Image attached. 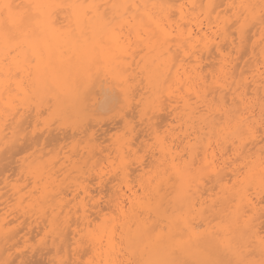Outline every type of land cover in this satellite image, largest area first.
Segmentation results:
<instances>
[{
	"label": "bare ground",
	"instance_id": "bare-ground-1",
	"mask_svg": "<svg viewBox=\"0 0 264 264\" xmlns=\"http://www.w3.org/2000/svg\"><path fill=\"white\" fill-rule=\"evenodd\" d=\"M157 1V0H156ZM155 1V2H156ZM162 1V3H160L159 4V2L157 1V3L159 4V6H160V8H158V4H157V7L155 6L156 5V3L155 4H153V0H5V2H7V3H11V4H14V5H25V4H29V3H44V4H51V5H64L65 7H62V8H55V9H53V8H49V9H45V10H41V11H43L44 12V16L42 17V19L44 20V21H46V26L44 27V28H41V27H38L35 23H26V24H23V25H20V26H18V28L16 29V33H17V36H18V40H19V52L18 53H16L14 56H9L8 55V52H7V50L6 49H3V47L2 46H0V106L3 108V109H5V110H11L12 111V113H13V110H14V108H9V105H14L15 106V102L20 98V96L22 95V96H24V98H29L30 99V97L31 96H33V98H31L32 100L34 99V95H36L35 93H37V92H40V91H42L43 93L44 92H46V94H47V96H48V94H49V92H50V90L51 89H55L56 91H58L59 93H61L62 95H63V100H64V102H71V99H70V96L71 95H73L74 96V90L76 89V87H78V84L79 83H81L83 80H85V79H89V83H93L92 82V80L90 79L92 76V73L93 72H95V73H98V70H100L101 72H103V70H107V72H109L110 74H111V76H112V74H116V71L117 70H119V72L120 71H124V74L123 73H120V75L121 74H123V75H125V78H126V76H127V78L128 79H131V77L133 78V76H134V78H135V74L138 72V68H139V66L141 65L140 63V65L138 64V62H136L135 61V58H134V55L133 56H129V53H130V55H132V54H134V53H132L133 51H130L129 49H127L126 47H125V42L127 41L126 40V38L128 39V37H130V36H128L126 33H131V31L133 32V36L134 35H136V37H139L140 39H141V41L139 42L137 39H136V37H133L132 38V36H131V38L132 39H130L132 42H131V45H129L128 43L130 42V40H129V42H126V44H128L130 47H132L133 48V44L132 43H134V40H136L137 41V43L139 42L140 44H141V42L143 43L142 45H143V47L145 46V48H146V50L148 51V52H146L147 53V56H146V54H145V57H143L142 58V60H143V63H144V65H143V68H145L146 69V67H147V72H146V70H145V73H142V75H144V76H141L142 78L143 77H145V75H146V80L148 81L147 83L150 85L151 84V86L149 87L150 89H151V87H153L154 86V84L155 85H159V88L161 87V85L163 84V89L165 88L164 86H166L167 84H169V82H170V87L171 88H169V89H171V91H173L172 89V86H179V89H182V90H184L183 88H185V90L184 91H182V90H176L175 92H184L183 94H181V93H179L178 94V92L177 93H175L174 91L171 93V92H169L168 94H167V99L168 98H170V108L169 109H171V107H174V109L173 110H175L174 112V114H175V120H176V118H179L180 119V114L184 111V113H185V115H184V117L182 118V119H187L188 121H187V123L183 126L184 128H185V130H184V132H183V139L182 140H180L181 139V134L180 133H182V132H178V135H180V136H177V134H176V132H174V133H170V134H172L171 135V138H172V140H171V144H169V145H164L163 143H161V145L159 146L158 145V148H160V150H159V154H160V156L159 157H161V159L163 158V160H162V162L163 161H167V164H165L166 166H167V170L169 171V173H170V177H173L174 179L173 180H175V184L173 185V186H175V188H173V190H175V205H174V208L175 209H177V215H176V217H175V219H174V221H173V223H172V226H171V233H170V235L169 236H171L168 240H167V238L168 237H164L165 236V234L164 235H160V236H156V237H151V240H149L148 239V236L150 235H153L152 233H154V232H152L153 230H152V228L150 229V228H147L146 229V227H148V225H149V221H147L146 219V217L147 216H149V217H151L150 215L151 214H155L156 212H155V210H154V208H151L150 206H144V207H141V205H143L142 204V202L141 203H139L138 201H139V199H138V196H137V194H139V193H135L134 191H132L131 189H127L128 190V192L127 191H124V190H126V188L124 189V190H122L121 188L119 189V191H117L116 189V191L114 190V194H113V196H112V198H111V200H112V202H113V199H114V197H115V199H114V206H115V208H117V210L121 213V214H123V216L124 215H126V217L127 216H129L130 217V219H131V221H130V223L128 224V222L126 221V223L129 225L128 227H127V224H125L126 226V228H127V231H126V228H125V234L123 235V237H121V241H119L118 242V239L116 240L115 239V233L113 232V231H111L110 233H109V237H108V239L106 240H104V241H106V244H104L105 242H103L101 239H97V238H94L93 237V235H92V237H91V235H87V236H90L89 237V239H88V237L84 234V236H86L87 238H85L84 237V239H87V241H85L86 243H88L89 242V244H90V242H91V246H93V250H94V252H96V253H98V256L100 257V256H102V258H103V260L104 261H102L104 264H123L124 262L123 261H121L120 259H119V252L121 251V248H122V246H124L126 249H129L130 250V246L131 247H135L136 249H138L139 247H141V259H143V260H146V261H163V260H167V259H172V258H175V257H173V256H171L170 255V253H169V250L170 249H172L173 247H179L180 248V251H179V253H178V257L180 258V259H182V260H186V261H188L189 262V264H198V262L199 261H203V260H205V259H208L209 258V256H208V254L207 253H205L204 251H203V248H204V246H205V244H206V241L208 240V239H210L211 237H213L214 235H216V234H218V233H220V232H218V231H216V233H214L215 231H214V227H212V231H214L213 233L212 232H209V230L211 229H209L208 230V226L206 227V230L204 229V230H202V231H200L202 234H204L203 235V238H202V240H201V242H200V244H196V243H194V242H188V240H187V234H186V230H185V227H184V225H185V222H189V223H194V222H196V221H194V222H192L194 219H193V215L194 214H196V215H198V217H199V214L198 213H196V212H198L201 208H203V206L205 205L206 206V208H204L203 209V211H202V213H201V215H200V217L199 218H202V219H204V222L206 221V217H205V215L203 214V213H205V214H207L206 213V209H207V205H209L208 204V202H207V205L205 204V202H206V197H205V199H203L204 197H203V195H202V193H200V192H203V191H200V189H198V191H197V188H198V186H200L199 184H201L202 185V182H200L201 181V179H204V174H206L207 172H204L203 170H205V171H207L206 169H208V173L206 174V175H212L213 174V176H212V178L214 177L215 179H214V181L215 182H217V183H215V185L216 184H218L219 185V188H220V192L222 193V194H224V196L225 195H227V196H229V197H233L234 199H236V200H238V202H239V206L237 207L238 209L233 213V209H232V211H229L228 213V215L225 217V219L224 220H226V221H229V226L226 228L225 227V229L227 230V232L225 233V234H230L231 235V237L234 239V240H237V241H239L240 239H241V237L242 236H246V239H247V241L248 242H251V243H253L254 244V246L257 248V250H258V245H259V239H260V231H259V228H257V225H260L259 223L260 222H258V221H260L259 219H261V218H259L258 219V217H262V216H260L263 212H264V207H261L260 205L262 204L261 203V199L259 198L256 202H254V200H252L251 198H250V196L248 197V195H247V193L248 192H250L251 190H248V189H250V187H248V189H246V188H242V186L244 185L243 184V182L245 183V184H247V185H250V186H254V187H256V185L257 186H260L263 182H264V167H262V165H260V163H257V162H255L256 160H253L252 158H254V156L256 155V154H258V153H249L248 155H247V153H246V156H242L241 158L244 160V163L243 164H245V162H246V168H249L250 167V165L252 164L253 166L251 167V168H249V170H248V173H247V175L246 176H244V177H242L241 178V176H243L242 175V173H241V171L238 169V168H236V167H232V170H231V174H232V176H231V178H230V181L232 180L233 181V184H234V182H235V185L234 186H237V184H238V188H236V189H238V191L236 192V191H234L233 193H232V189L234 190V187H232L231 185V187L229 186H227L228 184L227 183H229V182H227L229 179V177H228V174H226L225 175V172H224V170H226L225 168L227 167V166H225L226 165V163H228L227 162V159L225 160L226 162H222V164L223 165H221V167H220V164L219 163H216L215 162V157H216V155H215V149H213V146H211V143H207V141L205 140V138L207 137V136H209L210 135V133H208V132H205L207 129L209 130V131H211L212 130V133H216L215 132V128H217L218 126H217V124H219V123H217V121H216V119H218V121H219V119H221V118H223V115L225 116L224 118H225V120H226V122H229L228 123V125H231V127L232 128H230V129H233V132L234 133H237V135H240V136H238V139H235V141L237 140V144H235L234 142H232V145H233V149H235L236 151V156H239V158H240V156L241 155H243L242 154V152H244L245 151V148H246V145H247V143H249V142H247L246 143V141L247 140H250V144L251 145H254V147H256V146H258V143H259V141L257 142V138L256 139H249L248 137H247V140L245 139V137L244 138H241V136H243L242 135V131H243V129L245 128V127H247L249 124L248 123H252L249 119L250 118H254L256 115H255V111L253 110V107L251 108L249 105L251 104V103H249V101H248V99H247V89L249 88V84H248V82H247V80H240L239 82H236V87L235 86H230V88L229 87H227L226 86V84L225 85H218L216 82H218V79L221 77V76H219L220 74L222 75V74H226V73H228L229 71H231L232 69H234L236 66V64L234 65L231 61L233 60H231V61H229V59H228V57L224 54V49H223V44H222V42L225 40V39H230V37L232 36V35H229V34H231L230 33V31L229 30H227L226 32H222V31H224V30H226L225 28H228L230 25H229V23H230V21H229V19L230 18H232V17H236V20L237 21H234V23H236L237 25L236 26H238V23H242L241 24V26L239 25V27H238V31H237V33H238V35H239V39H240V41H239V43H240V45H241V43L242 42H244L245 44H246V39H248L247 38V30L248 29H250V27H252L251 26V24H250V27L248 28V26H249V22L248 21H250L251 23L253 22V21H255V22H253L252 23V25L254 24H256V26L258 25L259 26V30L261 29V33L264 31V24H262L261 23V21H260V14H259V8L257 7L256 8V10H255V15L253 16V15H249V14H243L242 13V10L241 9H239V8H234V7H231V5H239V4H241V3H247V4H253V5H259L260 4V0H223V1H221V2H223V4H225V5H227V7H229V8H231V10L233 11H235V13L233 14V16H231V17H228V16H224V13H223V15L221 14V13H219V16H220V14L223 16V17H227V18H229L228 20L226 19V18H224V19H222L221 21H218V19L220 18L219 16L217 17V18H215V22H216V24L215 25H217L218 24V27H219V24L220 23H222L223 24V26L222 27H219L218 29H220V30H222V31H220V30H218L217 29V26H216V32L215 31H213L214 29H212V26L214 25V24H212L211 23V21H209L208 22V24L206 25V28L204 29L203 28V21H202V19L200 20V13L203 11V13L205 14V17H207V20L209 19V20H211L210 19V17H211V15L213 14V12H216V9H218V8H220V6H222V4H221V2H219L218 0H180L181 1V3L177 6V10L178 11H175V12H178V13H176V15L179 17L178 19H179V21H178V23L176 22V21H174V22H176V24H172V22L173 21H171V19H173V17H171V14L172 13H175V12H173V11H171L172 10V8L174 7H176L175 5H173V4H175L176 2H171V1H169V3H168V1H166V0H160V2ZM176 1H178V0H176ZM171 2V3H170ZM217 2H219L218 4H217ZM173 3V4H172ZM170 6H169V5ZM203 4H205L204 6H203ZM68 5H75V6H78V7H68ZM92 5H95V6H99V7H94V8H90L89 6H92ZM173 6V7H172ZM224 6V5H223ZM171 7V8H170ZM229 8H227L228 9V11H229ZM176 10V9H175ZM194 10H197L196 12H193ZM226 9H224L223 11H225ZM230 10V11H231ZM227 11V12H228ZM172 12V13H171ZM198 12V13H197ZM220 12V11H219ZM221 12H222V10H221ZM171 13V14H170ZM197 13V14H196ZM36 14V12H35V10H34V12H33V15H35ZM60 14V15H59ZM229 14V13H228ZM230 14H231V12H230ZM243 15H245V18H243ZM59 16H60V18H59ZM173 16V15H172ZM217 16V15H216ZM223 17H221V18H223ZM176 19V18H175ZM233 19V18H232ZM204 20V19H203ZM206 20V21H207ZM235 20V19H234ZM213 21V20H212ZM228 21H229V23H228ZM233 22V21H232ZM116 23V24H115ZM248 23V24H247ZM221 24V25H222ZM227 24V25H226ZM113 25L114 26H117V27H113ZM212 25V26H211ZM205 26V25H204ZM228 26V27H227ZM233 26V25H232ZM231 26V27H232ZM235 27V26H234ZM257 28V27H256ZM255 28V29H256ZM125 29V31L124 32H126V30H127V32L125 33L126 35H123V36H121V34L123 33L122 31ZM135 29H137V32H136V34L134 33V31H135ZM229 29H231L230 27H229ZM254 29V28H253ZM257 29V30H258ZM116 30H118V32H116ZM251 30H252V28H251ZM256 30V31H257ZM221 32V33H224V35L223 34H221L220 33V40H219V43L217 42V40L219 39H217L216 40V35L217 36H219V34H218V32ZM228 31H229V33H228ZM226 33H228V34H226ZM249 33V32H248ZM235 34V33H234ZM256 34H257V32H256ZM264 34V33H263ZM262 34V35H263ZM250 36V35H249ZM123 37H124V39L125 40H123ZM144 37H146V38H144ZM221 37H223V39L221 38ZM261 38H262V36H261ZM229 39L228 40H226V42L227 41H229ZM233 39V38H232ZM236 39V38H235ZM253 39V38H252ZM251 40V39H250ZM254 40H255V38H254ZM136 41H135V43H136ZM222 41V42H221ZM230 41H232V40H230ZM249 41V40H248ZM221 42V43H220ZM225 42V44L227 45V44H230V43H232V42H230V43H226ZM257 42L258 41H256V45H257ZM261 42H264V40L263 41H261ZM249 43V42H248ZM250 43H252V42H250ZM152 44V45H151ZM224 44V45H225ZM232 44H234V43H232ZM231 44V46H234V45H232ZM243 44V43H242ZM261 44V43H260ZM239 45V46H240ZM255 45V44H254ZM137 46V45H136ZM237 46V45H236ZM250 46V45H249ZM260 46V45H259ZM258 45L256 46L257 48L259 47ZM138 47H139V45H138ZM243 46H241V48H242ZM255 47V48H256ZM264 47V46H263ZM145 48H142V51H143V49H144V51H145ZM225 48V47H224ZM230 48H232V47H230ZM237 48V47H236ZM240 48V47H239ZM245 48V47H244ZM244 48H242V49H244ZM254 48V47H253ZM256 48V49H257ZM140 49H141V47H140ZM216 50V52H215V50ZM242 49H240L241 51H240V53L243 51ZM250 49H252V48H250ZM256 49H254V50H256ZM128 50L130 51L129 53H128ZM132 50V49H131ZM135 50V49H134ZM213 50H214V52L216 53V56L218 57V58H220V59H218L214 54H213ZM227 50H228V48H227ZM233 50V49H232ZM231 50V51H232ZM139 51V50H138ZM229 51V50H228ZM259 51H260V49H259ZM262 51V50H261ZM258 52V51H257ZM138 53V55H139V52H137ZM229 53V52H228ZM33 54H35V56L36 57H38V59H37V63L35 64V65H33L32 63H27V62H25L24 61V57L25 56H28L29 57V60H31L32 58H33ZM140 54H141V51H140ZM151 54V55H150ZM249 54V53H248ZM254 54V53H253ZM135 55L137 56V54L135 53ZM148 55H150V56H148ZM204 55H206L207 57H208V60L207 61H209L210 59H218L219 60V64L217 63V66L215 65L216 63H214V61H216V60H213V62H212V64L214 63V65L213 66H211L210 65V67H217V69H218V67L220 66V68L218 69V71L220 72V74L218 75L219 76V78L218 79H216L217 81L215 82V84H217V85H215L214 84V82H212L211 84H210V86H208V85H206V83L208 84V82H206L204 79L206 78L204 75L202 76V74H201V64H203L202 63V58H203V56ZM240 55V54H239ZM238 55V56H239ZM205 56V58H207ZM244 56V55H243ZM255 56V55H254ZM261 56H262V58H263V60H262V62L261 63H256L255 64V68H254V66H253V68H254V70H252L253 71V73H254V75H253V77H252V79H253V86H254V90H255V95H257V93H258V91L259 90H263V94H264V51L263 52H261ZM209 57H213V58H210L209 59ZM257 57V56H256ZM141 58V57H140ZM138 59V61H140L141 59ZM178 58H181L182 60H180V61H183V62H185V61H187V59H190V60H194L195 62H196V64L195 65H193L192 63H195L194 61L192 62L191 61V68L190 69H188V67L186 68V66L183 64V62H182V64H180V65H178L177 63L178 62H180L179 60H178ZM205 58L203 59V61L205 60ZM234 58V57H233ZM253 58V57H252ZM251 59V58H250ZM141 60V61H142ZM177 60V61H176ZM185 60V61H184ZM237 60H238V58H237ZM176 61V62H175ZM249 61V60H248ZM258 61V60H257ZM175 62V63H174ZM235 62V61H234ZM252 62V61H251ZM254 62V61H253ZM256 62V61H255ZM211 62H208V64H210ZM236 63H237V61H236ZM245 63H247V62H245ZM187 64H188V62H187ZM190 64V63H189ZM189 64H188V66H189ZM205 64V63H204ZM203 64V65H204ZM248 64H249V62H248ZM247 64V66H251V63H250V65H248ZM175 65V66H174ZM193 65V66H192ZM253 65V64H252ZM261 65V66H260ZM133 66H138V68H134V69H136V70H133ZM205 66V65H204ZM209 65H207V67H208ZM238 66V65H237ZM141 68V67H140ZM206 68V67H205ZM205 68L203 69L202 68V71L204 70L205 71ZM250 68V67H249ZM262 68V69H261ZM207 69V68H206ZM212 70L214 69V68H211ZM216 69V70H217ZM242 69H243V67H242ZM246 69V68H245ZM251 69V68H250ZM130 72L129 74H127L128 72ZM131 70H133L134 71V73H133V71L131 72ZM215 70V71H216ZM248 70V69H247ZM141 71V70H140ZM214 71V70H213ZM234 71H235V69H234ZM242 71H244V69L242 70ZM241 71V72H242ZM251 71V70H250ZM141 72H143V71H141ZM141 72H138L139 74L141 73ZM210 72V71H209ZM218 72V73H219ZM240 72V73H241ZM245 72H246V70H245ZM133 73V74H132ZM137 73V75H138V77H139V74ZM232 73H233V71H232ZM203 74H205V73H203ZM210 74H212V73H210ZM214 74V73H213ZM234 74V73H233ZM98 75V74H97ZM99 75H100V77H99ZM97 77L101 80V74H99ZM103 75V74H102ZM122 75V76H123ZM205 75H207V74H205ZM235 75H236V73H235ZM235 75H232V76H235ZM20 77L19 78V80L17 79V77ZM94 76V75H93ZM131 76V77H130ZM208 76V75H207ZM222 76H224V75H222ZM242 76V75H241ZM96 77V76H95ZM96 77V78H97ZM138 77L134 80V81H138ZM140 77V78H141ZM205 77V78H204ZM214 77V76H213ZM242 77H244V75L242 76ZM241 77V78H242ZM84 78V79H83ZM106 78H108V77H106ZM124 78V77H123ZM141 78V80H145L144 78L142 79ZM222 78H224V77H222ZM93 79L95 80V78L93 77ZM114 79V78H113ZM221 79V78H220ZM239 79V78H238ZM79 80H80V82H79ZM99 80V81H100ZM108 80V79H107ZM106 80V81H107ZM110 80H112V78L110 79ZM124 80V79H123ZM127 80V79H126ZM125 80V81H126ZM131 80H133V79H131ZM131 80H127L126 82H125V84L124 83H121V85L123 86V84L124 85H126V83H129V82H131L132 83V81ZM146 80L144 81V83L146 82ZM99 81H98V83H99ZM102 81H104V80H102ZM114 81H115V79H114ZM117 81V80H116ZM115 81V82H116ZM108 82V81H107ZM122 82V81H121ZM139 82H140V80H139ZM139 82H137V84L139 83ZM211 82V81H210ZM222 82V81H221ZM251 82V83H252ZM96 83H97V81H96ZM103 82H101V84H102ZM117 84H118V82H116ZM116 83H114V85L116 84ZM147 83H146V85L145 86H147ZM167 83V84H166ZM234 83V81L232 82V84ZM130 84V83H129ZM129 84H127V86H130V88H131V84L129 85ZM133 84V83H132ZM142 84V83H141ZM161 84V85H160ZM212 84H214V86H211ZM77 85V86H76ZM96 85H98V84H95L94 86H96ZM104 85V84H103ZM113 85V86H114ZM172 85V86H171ZM251 85V84H250ZM111 86V85H110ZM135 86V85H134ZM133 86V87H134ZM137 86V85H136ZM135 86V87H136ZM142 86V85H141ZM145 86H143V87H145ZM181 86V87H180ZM91 87V86H90ZM118 87H120V83L118 84ZM126 87V86H125ZM167 87V86H166ZM183 87V88H182ZM218 88L220 91H219V98H220V100H221V104H222V108L221 107H219L220 109H214V108H212V106H211V104H210V102L211 101H215V100H210V101H208L209 100V93L210 92H212L213 93V89H216V88ZM233 87V88H232ZM235 87V88H234ZM251 87V86H250ZM93 88V89H92ZM92 88H90L91 90H94V87H93V84H92ZM102 88V87H101ZM109 88V90H110V88H112V87H108ZM115 88V87H114ZM129 88V89H130ZM148 88V87H147ZM145 89V90H149V91H151L150 89ZM168 88V87H167ZM137 89V88H136ZM140 89V88H139ZM166 89V88H165ZM164 89V91L162 90V92H161V98H162V95L164 94L163 92H165L166 93V91H168V89L167 90H165ZM210 89H212V90H210ZM102 90V89H101ZM105 90V89H104ZM114 90V89H113ZM152 90L154 91V92H157V93H159V91L161 90V88H160V90L159 91H155V89L154 88H152ZM233 90V93H229L230 91H232ZM239 90H242V92L241 93H238L239 92ZM103 91V90H102ZM140 91V90H139ZM141 91H142V89H141ZM225 91H227L231 96H233V95H235V98H233V99H231L232 101L233 100H238V103H239V105L241 104V107H240V109L238 108V110H232V108L230 107V111L229 110H226V107H225V102H227V100L225 101V95L223 96V92H225ZM252 91H253V88H252ZM261 91H259L260 93H261ZM57 92V93H58ZM108 92V91H107ZM112 92V91H111ZM130 92V91H129ZM135 92V91H134ZM153 92V93H154ZM208 92V93H207ZM214 92H216V94H218L217 92L218 91H214ZM97 93V92H96ZM144 93H147L146 91L144 92ZM163 93V94H162ZM211 93V94H212ZM226 93V92H225ZM224 93V94H225ZM103 94H104V92H103ZM114 94V93H113ZM128 94H130V93H128ZM133 94H137V90H136V92L135 93H133ZM152 94V93H151ZM151 94H150V96H151ZM155 94V93H154ZM178 94V95H177ZM185 94V95H184ZM216 94L214 93V95L216 96ZM222 94V95H221ZM20 95V96H19ZM139 95H141V93H139L138 94V96L137 97H139ZM142 95H144V94H142ZM153 95V94H152ZM213 95V99H214V96ZM228 95V94H227ZM226 95V96H227ZM261 95V94H260ZM21 96V97H22ZM47 96H45L44 98H41L42 100L44 99V101L47 99L48 100V98H46ZM60 96V95H59ZM72 96V97H73ZM111 96V95H110ZM129 96V95H128ZM135 96V95H134ZM147 96V95H146ZM150 96H149V98H150ZM191 96H192V98H195V100H196V102L195 103H193V102H191V100H193L192 98H191ZM218 96V95H217ZM217 96H216V98H217ZM19 97V98H18ZM37 97H38V95H37ZM98 97V96H97ZM133 97V96H132ZM131 97V95H130V98L129 99H131L132 98ZM164 97H166L165 95H163V98ZM255 97V96H254ZM262 97V96H261ZM260 97V98H261ZM46 98V99H45ZM119 98H120V96H119ZM134 98H136V96L134 97ZM142 98H144V96H142ZM207 98H208V100H207ZM210 98H211V96H210ZM215 98V99H216ZM227 98V97H226ZM21 99V98H20ZM22 99H23V97H22ZM21 99V100H22ZM28 99V100H29ZM38 99V98H37ZM99 99V98H98ZM97 99V100H98ZM137 99V98H136ZM136 99H134V100H136ZM157 100H159V98H156ZM156 99H154V100H156ZM27 100V101H28ZM38 100H40V99H38ZM95 100V99H94ZM121 100H122V98H121ZM134 100L132 101V103L134 102ZM149 100V102H150V99H148ZM153 100V101H154ZM219 100V101H220ZM37 101V100H36ZM41 101V100H40ZM100 101V100H99ZM142 100H140V102H141ZM169 101H168V104H169ZM18 102H20V100L18 101ZM18 102H16V104H18ZM23 102H26V100L24 99L23 100ZM38 102V101H37ZM46 102V101H45ZM161 102V101H160ZM164 102V101H163ZM263 102V101H262ZM100 103H101V101H100ZM121 103H123V102H121ZM125 103V102H124ZM123 103V104H124ZM131 103V104H132ZM155 103V102H154ZM162 103V102H161ZM160 103V104H161ZM173 103V104H172ZM180 103H181V106H182V108H180L181 106H180ZM198 103H200V104H203L202 105V109L203 110H201L200 112L201 113H205V112H207V116H205V114H200V116H199V119L202 121V125L199 123V125H201V126H196L195 124L197 123V125H198V122H199V120H197L198 118V113L199 112H197V110H198V107H196V106H201V105H197ZM233 103V102H232ZM231 103V104H232ZM237 102L235 101V104H236ZM259 103V102H258ZM24 105H26L25 103H23ZM22 104V106H24ZM27 104H29V103H27ZM34 104V103H33ZM44 104V103H43ZM54 104V103H53ZM65 104V103H64ZM94 104V103H93ZM99 104V103H98ZM142 104H143V102H142ZM140 105L141 107L143 106V105ZM156 104V103H155ZM167 104V103H166ZM165 104V105H166ZM167 104V105H168ZM230 104V105H231ZM253 104V103H252ZM30 106H31V104H29ZM133 105H134V103H133ZM136 105V104H135ZM134 105V106H135ZM179 105V110H178V108H177V106ZM194 105H196V106H194ZM255 105V104H254ZM263 105H264V103H263ZM263 105H261V106H263ZM21 106V105H20ZM29 106V107H30ZM38 106V105H37ZM45 106V105H44ZM97 106V105H96ZM112 106V105H111ZM130 106V105H129ZM132 106V105H131ZM130 106V107H131ZM137 106H139L138 104H137ZM137 106H135V107H137ZM161 106V105H160ZM164 106V105H163ZM203 106H204V108H203ZM227 106V105H226ZM257 106H258V104H257ZM6 107V108H5ZM27 107V106H26ZM47 107V106H46ZM45 107V108H46ZM92 107V106H91ZM95 107V106H94ZM100 108H102L101 106H99ZM134 107V108H135ZM140 107V108H141ZM149 107L150 106H148L147 108H148V111H149ZM154 107H156V106H154ZM165 107H167V106H165ZM205 107H206V109H205ZM218 107V106H217ZM229 107V106H228ZM227 107V108H228ZM17 108H19V107H17ZM22 108V107H21ZM30 108H32V109H34L33 108V105H32V107H30ZM30 108H28L27 110H29ZM44 108V109H45ZM98 108V107H97ZM133 108V109H134ZM139 108V109H140ZM225 108V109H224ZM257 108V107H256ZM1 109V108H0ZM2 109V113H1V116H2V114L4 113L5 114V112H7V111H4ZM24 109V108H23ZM104 109V108H103ZM124 109L125 108H123V113H125L124 112ZM127 109H130V108H127ZM132 109V108H131ZM130 109V110H131ZM137 109V108H136ZM142 109V108H141ZM155 109V108H154ZM161 109L163 110V107H161ZM166 109V108H165ZM181 109V110H180ZM199 109H201V108H199ZM229 109V108H228ZM25 110V109H24ZM31 110V109H30ZM35 110V109H34ZM43 110V109H42ZM95 110V109H94ZM109 110V109H108ZM138 110V109H137ZM147 110V109H146ZM190 112L189 114H188V111ZM205 110V111H204ZM258 110H259V108H258ZM261 110V109H260ZM15 111V110H14ZM46 111H47V109H46ZM87 111V110H86ZM89 111V110H88ZM87 111V112H88ZM93 111V110H92ZM122 111V110H121ZM142 111H143V109H142ZM145 112L146 114L148 113L149 114V112ZM176 111H177V113H176ZM181 111V112H180ZM186 111V112H185ZM199 111V110H198ZM17 112V111H16ZM19 113H20V111H18ZM24 112V111H23ZM23 112H21V114L23 113ZM26 112V111H25ZM28 112H30V111H28ZM33 112V111H32ZM45 112V111H44ZM94 112V111H93ZM99 112V111H98ZM141 112V111H140ZM156 112V111H155ZM170 112V111H169ZM173 112V111H172ZM179 112V113H178ZM233 112H234V114H233ZM8 113H11V112H9L8 111ZM42 113V112H41ZM91 113V112H90ZM127 113V112H126ZM138 113H139V111H138ZM154 113V112H153ZM168 113V112H167ZM196 113H197V115H196ZM261 113V112H260ZM26 114V113H25ZM30 114V113H29ZM37 114H38V112H37ZM98 114V113H97ZM155 114V113H154ZM153 114V115H154ZM169 114V113H168ZM170 114H171V112H170ZM174 114H173V116H174ZM9 115V114H8ZM14 115V116H13ZM11 114V120H13L14 119V117H16L17 118V114ZM28 115V114H27ZM42 115V114H41ZM100 115V114H99ZM103 115V114H102ZM123 115H125V114H123ZM163 115V114H162ZM181 115H183V114H181ZM218 115V116H217ZM18 116H20V115H18ZM22 116V115H21ZM20 116V117H21ZM26 116V115H25ZM36 116V115H35ZM94 116H96L95 114H94ZM146 116H148V115H146ZM166 116V115H165ZM169 116V115H168ZM186 116V117H185ZM3 117H7V114L6 115H3L2 117H1V119L3 118ZM22 117H24V116H22ZM96 117H98V116H96ZM127 117V116H126ZM182 117V116H181ZM217 117V118H216ZM19 118V117H18ZM26 118V117H25ZM32 118V117H31ZM30 118V119H31ZM37 118V117H36ZM132 118V117H131ZM165 118V117H164ZM174 119V117H172L171 116V119ZM195 118V119H194ZM22 119V118H21ZM24 119V118H23ZM38 119H39V117H38ZM178 119V120H179ZM2 120H4V119H2ZM6 120V119H5ZM9 121H11L10 119H8ZM7 120V123L8 124H6L7 126H5V124H3V122L2 123H0V149H1V147H3V146H5V141H6V138L8 139V137H7V134H9V133H6V127H8V125H10L9 123V121ZM16 120V119H15ZM168 120V119H167ZM181 120V119H180ZM179 120V121H180ZM196 120V121H195ZM17 121V120H16ZM22 120H20V122H21ZM29 121V120H28ZM69 121V120H68ZM73 121V120H72ZM124 121V120H123ZM143 121V120H142ZM166 121V120H165ZM174 121V120H173ZM178 121V122H179ZM6 122V121H5ZM18 122H19V119H18ZM31 122V121H30ZM178 122H176V123H178ZM185 122V121H184ZM225 122V123H226ZM13 123V122H12ZM12 123H11V125H12ZM23 123V122H22ZM24 123H26V121L24 122ZM29 123V122H28ZM27 123V124H28ZM61 123V122H60ZM71 123V122H70ZM119 123V122H118ZM175 123V122H174ZM183 123V122H182ZM233 123V124H232ZM14 124V123H13ZM18 124V123H17ZM90 124V123H89ZM252 124H254V123H252ZM20 125H21V123L20 124H18V126H19V129H20ZM30 125V124H29ZM32 125V124H31ZM126 125V124H125ZM140 125V124H139ZM144 125V124H143ZM151 126L152 124H148V126ZM172 125V129L174 128L173 126L174 125H176V124H174L173 125V123L171 124ZM23 126V125H22ZM52 126V125H51ZM88 126V125H87ZM154 126V125H153ZM152 126V127H153ZM178 127H179V125H177ZM177 126H176V129H177ZM181 126V125H180ZM217 126V127H216ZM223 126H225V125H223ZM12 127H14V126H12ZM12 127H9V128H12ZM93 127H94V125H93ZM168 127H170V126H168ZM18 128V127H17ZM78 128V127H77ZM132 128V126L130 127V129ZM134 128V127H133ZM150 128V127H149ZM14 129V128H13ZM27 129V128H26ZM25 129V130H26ZM52 129H53V127H52ZM113 129V128H112ZM126 130H128V133H130V134H133L132 132H129V129L128 128H125ZM175 129V128H174ZM180 129V128H179ZM179 129H177V130H179ZM9 130V129H8ZM12 130V129H11ZM16 130V129H15ZM15 130H13V132L15 131ZM28 130V129H27ZM69 130H70V128H69ZM131 130H134V129H131ZM137 130V129H136ZM218 130H220V129H218ZM217 130V131H218ZM10 131V130H9ZM29 131V130H28ZM27 131V132H28ZM54 131V130H53ZM144 131V130H143ZM175 131V130H174ZM214 131V132H213ZM16 132V134L17 135H19L21 132L20 131H18V132H20L19 134H18V132H17V130L15 131ZM23 132H25V131H23ZM26 132V133H27ZM64 132V131H63ZM68 132V131H67ZM155 132V131H154ZM219 132V131H218ZM45 133V132H44ZM69 133V132H68ZM74 133V132H73ZM82 133V132H81ZM85 133V132H84ZM157 133V132H156ZM206 133H208V134H206ZM212 133H211V135H212ZM219 133H222V130L219 132ZM219 133H216V134H219ZM10 134H12V133H10ZM23 134V133H22ZM51 133H49V135H50ZM77 134V133H76ZM75 134V135H76ZM124 134V133H123ZM206 134V136H204ZM21 135V134H20ZM28 135V134H27ZM31 135V134H30ZM29 135V136H30ZM42 135V134H41ZM41 135L39 136V137H36L37 139V141H39V138L41 137ZM49 135H48V137H49ZM82 135V134H81ZM125 135H127V134H125ZM125 135H123V137L125 136ZM139 135H141V134H139ZM211 135H210V137H211ZM11 136H13V138H11V139H9V141H16V140H18V139H16V137H14V135H11ZM16 136V135H15ZM24 136V135H23ZM67 136V135H66ZM74 136V135H73ZM84 136V135H83ZM107 136V135H106ZM136 135L134 134V137H135ZM177 136V137H176ZM216 135L214 134V136L213 137H215ZM217 136H219V135H217ZM47 137V138H48ZM114 137V136H113ZM117 137V136H116ZM116 137H114L115 139H116V142L115 143H117L118 144V142L119 143H121L122 144V142H120V140H119V138L120 137H118V140H117V138ZM122 137V139H124ZM130 137H131V135H130ZM132 137H133V135H132ZM146 137V136H145ZM157 137L158 136H156V140H157ZM202 137L204 138L203 140H205L206 141V143H204L203 142V140H202ZM227 137H229V136H227ZM10 138V137H9ZM26 138V137H25ZM29 138V137H28ZM34 138H35V136H34ZM46 138V139H47ZM50 138V137H49ZM48 138V139H49ZM76 138V137H75ZM80 138V137H79ZM161 138V137H160ZM160 138H158V141H160L161 139ZM234 138V137H233ZM232 138V139H233ZM107 139V138H106ZM105 139V140H106ZM121 139V140H122ZM127 139H128V141H127ZM126 139V141L129 143L130 142V139H132V140H134L133 138H127ZM138 139V138H137ZM148 139V138H147ZM160 139V140H159ZM212 139V137L210 138V140ZM220 139V138H219ZM228 139V138H227ZM26 140H27V138H26ZM32 140V139H31ZM35 140V139H34ZM59 140V139H58ZM63 140V139H62ZM61 140V141H62ZM136 140V139H135ZM152 140V139H151ZM155 140V142H156V144L157 143H159V142H157ZM214 140V139H213ZM8 141V140H7ZM30 141V140H29ZM36 141V142H37ZM112 141V140H111ZM112 141V142H113ZM118 141V142H117ZM123 141V140H122ZM125 141V140H124ZM123 141V142H124ZM126 141H125V143L124 144H122L123 146L125 145V146H127L126 144H128V143H126ZM164 141V140H163ZM179 142V144H178V146L179 147H181V148H179V150L181 149L183 152L185 151V152H187V156H188V160L186 159V160H184L183 159V154L181 155V153H179V152H177V151H174V145L172 144V143H174V142ZM201 141L203 142V143H201ZM233 141V140H232ZM65 142V141H64ZM113 142V143H114ZM192 142H194V143H192ZM212 142V141H211ZM32 143H34L33 141H32ZM79 144V143H78ZM121 144H118V148H119V146L121 145ZM200 144H202V145H200ZM36 145H38V143L36 144ZM35 145V146H36ZM44 145V144H43ZM109 145V144H108ZM150 145H151V143H150ZM231 145V144H230ZM103 146V145H102ZM117 146V145H116ZM129 146V145H128ZM200 146V147H199ZM226 146V145H225ZM248 146V145H247ZM33 147V146H32ZM104 147V146H103ZM151 147V146H150ZM176 147V146H175ZM114 148H115V145H114ZM132 148V155H133V150L135 149H133V147H131ZM178 148V147H177ZM197 148H200L201 150H197ZM120 149V148H119ZM124 149V148H123ZM139 149H140V147H139ZM240 149H243L242 150V152L239 154V151H240ZM247 149V148H246ZM252 149H253V147H252ZM94 150V149H93ZM114 150V149H113ZM116 150V149H115ZM121 150V149H120ZM120 150H118L117 149V151H120ZM127 150V149H126ZM39 151V150H38ZM105 151V150H104ZM107 151V150H106ZM123 151H125V150H123ZM128 151V150H127ZM126 151V153H128ZM138 151V150H137ZM148 151V150H147ZM201 151V152H200ZM252 151V150H251ZM256 151H258V150H256ZM259 151H260V149H259ZM43 152V151H42ZM41 152V153H42ZM61 152V151H60ZM84 152V151H83ZM135 152H136V150H135ZM139 152V151H138ZM137 152V153H138ZM152 152V151H151ZM181 152V151H180ZM198 152H200L199 153V155L201 154V156H202V159H200V161H201V163H200V161H198V163L200 164V166H201V168H202V165H204V164H202V162H204L205 163V165L203 166V170L200 168V166L199 167H196L195 166V160L197 159V157L199 156L198 155ZM234 152V151H233ZM250 152V151H249ZM40 153V154H41ZM92 153V152H91ZM119 153V152H118ZM123 153H125V152H123ZM153 153H154V151H153ZM226 153V152H225ZM245 153V152H244ZM2 154H3V151H2ZM37 154V153H36ZM43 154V153H42ZM59 154V153H58ZM108 154V153H107ZM114 154H115V152H114ZM117 154V153H116ZM119 154H122V150H121V153H119ZM129 154V153H128ZM136 154V153H135ZM134 154V155H135ZM155 154H158L157 152H155ZM12 155V154H11ZM45 155V154H44ZM46 155H47V153H46ZM127 155V154H126ZM133 155V156H134ZM185 155V154H184ZM185 155V157H187ZM0 156H1V154H0ZM5 156V155H4ZM74 156V155H73ZM124 156H125V154H124ZM136 156V158H138L137 157V154L135 155ZM135 156H134V158H135ZM253 156V157H252ZM10 157V156H9ZM130 157V156H129ZM152 157V156H151ZM257 157V156H256ZM1 158V157H0ZM3 158V157H2ZM2 158L0 159L1 161H2ZM40 158V157H39ZM124 158V157H123ZM125 158H126V156H125ZM124 158V159H125ZM153 158V157H152ZM199 158H200V156H199ZM13 159V158H12ZM93 159V158H92ZM128 159H130V158H128ZM151 159V158H150ZM231 159V158H230ZM248 159H250L249 161H248ZM260 159H261V156H260ZM26 160V159H25ZM120 160V159H119ZM119 160H117V161H119ZM125 160H127V159H125ZM137 160H141V157H139V159H136L134 162H136ZM158 160H159V158L158 159H156V162H158ZM237 160V159H236ZM242 160V161H243ZM6 161H9V160H6ZM43 161V160H42ZM111 161V160H110ZM113 161V160H112ZM142 161V160H141ZM140 161V162H141ZM152 161V160H151ZM150 161V162H151ZM153 161H154V159H153ZM166 161H165V163H166ZM217 161V160H216ZM259 161V160H258ZM40 161H38V163H39ZM43 162H45V161H43ZM42 162V163H43ZM47 162H49L48 160L46 161V163ZM53 161H51L50 162V164L49 163H47L46 165H49V166H45V167H49L50 169H51V167L50 166H52V168L54 169V167H53V165L54 164H52L51 165V163H52ZM78 162V161H77ZM121 162H123L124 163V161L122 160ZM130 162V161H129ZM160 162V161H159ZM9 163V162H8ZM111 163V162H110ZM122 163V165H124ZM149 163V162H148ZM152 163V162H151ZM154 163V162H153ZM164 163V162H163ZM162 163V164H163ZM196 163H197V161H196ZM230 163H231V161H230ZM257 163V166H255L254 164H256ZM262 163V162H261ZM11 164V163H10ZM32 164V163H31ZM75 164V163H74ZM113 164H115V160H114V162L111 164L112 165V167L114 166ZM116 164H117V162H116ZM115 164V165H116ZM118 164H120L119 162H118ZM128 165H130V163H127ZM135 164V163H134ZM140 163H139V161H138V164L137 165H139ZM159 164V163H158ZM1 165V164H0ZM40 165V164H39ZM45 165V163H43V166ZM102 165V164H101ZM110 165V166H111ZM122 165H120L121 167H122ZM146 165V164H145ZM165 165H164V167H165ZM198 165V164H197ZM234 165V164H233ZM241 165V164H240ZM264 165V164H263ZM2 166V165H1ZM0 166V167H1ZM20 166V165H19ZM141 166H143V163H141ZM140 166V167H141ZM150 166V165H149ZM155 166V165H154ZM157 166V165H156ZM195 166V167H194ZM243 166H245V165H243ZM249 166V167H248ZM21 167V166H20ZM28 166H25V168H27ZM33 167L34 166H32V168H30V169H32L33 170ZM36 167V166H35ZM45 167H44V169H45ZM56 167V166H55ZM64 167V166H63ZM100 167V166H99ZM108 167V166H107ZM116 167V166H115ZM139 167V166H138ZM145 167V166H144ZM151 167H153V166H151ZM205 167H207V168H205ZM231 167H229V168H227V170L228 169H231ZM9 168V167H8ZM14 168V167H13ZM39 168H41L40 166H39ZM49 168H46L47 169V171H48V169ZM61 168V167H60ZM86 168V167H85ZM150 168V167H149ZM156 168H162V165H160V167H156ZM196 168H198V169H196ZM200 168V169H199ZM45 169V170H46ZM75 169V168H74ZM111 169V168H110ZM114 169H116V168H114ZM113 169V170H114ZM128 169V168H127ZM146 169V168H145ZM195 169V170H194ZM242 169V168H241ZM245 169V168H244ZM2 170V169H1ZM10 170V169H9ZM9 170H8V172H9ZM12 170V169H11ZM38 170V169H37ZM62 170V169H61ZM60 170V171H61ZM77 170H79V169H77ZM112 170V171H113ZM119 170H122L121 168L119 169ZM198 170V171H197ZM13 171V170H12ZM45 172V171H43V173L45 174V173H47L50 177H52V175L50 174V172H53V170L51 171H48V172ZM54 171H55V169H54ZM83 171V170H82ZM104 170H102L101 171V173L103 172ZM112 171H111V176H113L114 174L112 173ZM125 171V170H124ZM132 171V170H131ZM139 171H141V169L139 170ZM154 171V170H153ZM155 171H157V170H155ZM154 171V172H155ZM160 171H163L162 169H160ZM168 171H167V173H168ZM201 171V172H200ZM210 171V172H209ZM7 172V173H8ZM16 172V171H15ZM26 172V171H25ZM24 171H23V173H25ZM75 172V171H74ZM105 172V171H104ZM109 172V171H108ZM118 172V170L116 171V173ZM120 172V173H119ZM118 173L120 174V177H121V175L123 176V174H121V171H119ZM127 172V171H126ZM125 172V173H126ZM130 171H128V173H129ZM146 172V171H145ZM151 172V171H150ZM159 172V171H158ZM164 172V171H163ZM166 172V171H165ZM164 172V173H165ZM3 173V172H2ZM40 173H41V171L39 172V173H37V175L39 174L40 175ZM54 173V172H53ZM93 173V172H92ZM114 173H115V170H114ZM116 173H115V175H116ZM118 173H117V175H118ZM125 174L126 176L128 175L129 176V174ZM131 173V172H130ZM147 173V172H146ZM153 173V172H152ZM164 173L161 175V174H158V175H161L162 177L161 178H163L164 177ZM228 173V172H227ZM26 174H27V172H26ZM36 174V173H35ZM73 174V173H72ZM95 174V173H94ZM103 174V173H102ZM113 174V175H112ZM224 174V175H223ZM231 174H229V175H231ZM245 174V173H244ZM12 175V174H11ZM46 175V174H45ZM54 175H56V173L54 174ZM71 175V174H70ZM98 175V174H97ZM104 175V174H103ZM114 175V176H115ZM148 175H150V174H146V176H148ZM157 175V176H158ZM205 175V176H206ZM23 176V175H22ZM32 176H34V175H32ZM59 176V175H58ZM95 176H96V174H95ZM105 176V175H104ZM125 176V177H126ZM130 176H132V175H130ZM145 176V174H144V177H146ZM151 176V175H150ZM156 175H155V173H154V177H155ZM165 176H167V175H165ZM13 177V176H12ZM31 177V176H30ZM29 177V178H30ZM35 177V176H34ZM44 177V175L42 174V175H40V179L41 178H43ZM49 177V178H50ZM56 177V176H55ZM99 178L101 177V176H98ZM106 177H108V175L106 176ZM106 177H104L105 179H106ZM117 177V176H116ZM115 177V178H116ZM119 177V176H118ZM133 178H134V176H132ZM153 177V176H152ZM208 176H206L205 177V179L207 178ZM58 178V177H57ZM60 178V177H59ZM99 178H98V181H99ZM103 178V177H102ZM112 178V177H111ZM122 178V177H121ZM131 178V177H130ZM135 178H136V176H135ZM134 178V179H135ZM149 178V177H148ZM158 178V177H157ZM210 178V177H209ZM211 178V179H212ZM19 179V178H18ZM22 179V178H21ZM35 179V178H34ZM38 179V181H40L39 180V178H37ZM51 179V178H50ZM89 179V178H88ZM94 179V178H93ZM105 179H104V181H105ZM108 179H109V177H108ZM129 179V178H128ZM151 179V178H150ZM153 179H155V178H153ZM172 179V178H171ZM210 179V180H211ZM45 180H47V178L45 179L44 178V180L42 179V183H44L43 184V187H45L46 185H48L49 184V186L50 185H55L56 187H53L54 189L56 188V189H58V186L60 185V186H62V183L63 182H65L66 180H68V178L65 180H62L63 182H61L59 185H57V183H53L52 184V182H54V180H53V178H52V181L51 180H49L51 183H47L46 185H45ZM107 180V179H106ZM114 180V179H113ZM144 180L146 181V182H144V184L146 183H148L147 182V177L146 178H144ZM149 180V179H148ZM209 180V179H208ZM207 179H206V181H208ZM31 181V180H30ZM59 181V180H58ZM74 181V180H73ZM84 181V180H83ZM102 181H103V179H101V181L99 182V184L101 185L102 184ZM110 181H111V179H110ZM119 181H123V178H122V180H119ZM119 181H114V182H112V184L114 183L115 184V182H117V186L119 185ZM130 181V180H129ZM135 181V180H134ZM140 181H142V180H140ZM154 181V180H153ZM167 181V180H166ZM172 181V180H171ZM203 181H205V180H203ZM212 181H213V179H212ZM6 182V181H5ZM35 182H36V179H35ZM124 182V181H123ZM150 182H152V181H150ZM163 182V181H162ZM28 183V182H27ZM38 183V182H37ZM41 183V184H42ZM106 183V182H105ZM135 183V182H134ZM143 183V182H142ZM160 183H161V181H160ZM169 183V182H168ZM171 183V182H170ZM213 183V182H212ZM211 183V184H212ZM10 184V183H9ZM36 184V183H35ZM40 184V183H39ZM39 184H37V185H39ZM65 183H63V185H64ZM110 185V183L108 184V186L110 185V186H114V185ZM127 184V183H126ZM130 184V183H129ZM137 184H138V182H137ZM155 184V183H154ZM153 184V185H154ZM209 184V183H208ZM230 184V183H229ZM241 184H242V186H241ZM255 184V185H254ZM8 185V184H7ZM17 185V184H16ZM34 185V184H33ZM81 185H82V183H81ZM131 185V184H130ZM140 185V184H139ZM138 185V186H139ZM149 185V184H148ZM161 185H163L162 183H161ZM204 185V184H203ZM207 185V184H206ZM39 186H41V185H39ZM38 186V187H39ZM59 186V187H60ZM107 185H106V187H108ZM109 186V187H110ZM125 186V185H124ZM132 186H133V183H132ZM131 186V187H132ZM145 186V185H144ZM143 185L141 186V187H144ZM147 186V185H146ZM152 186V185H151ZM150 186V187H151ZM165 185H163V186H161V187H164ZM170 186H172V185H170ZM246 186V185H245ZM264 186V185H263ZM10 187H12V186H10ZM37 187V188H38ZM52 187V186H51ZM79 187V186H78ZM81 188H82V186H80ZM88 187V186H87ZM102 187H104V185L102 184ZM106 187H104V189H105V191H106ZM115 187V186H114ZM119 187V186H118ZM169 187V186H168ZM200 187H202V186H200ZM204 187H206V186H204ZM204 187H202L203 189H204ZM209 187V186H208ZM207 187V188H208ZM213 187V186H212ZM217 187V186H216ZM244 187V186H243ZM6 188V187H5ZM33 188V187H32ZM31 188V189H32ZM36 188V190H39V189H37ZM39 188H41L42 189V187H39ZM63 189H64V187H62ZM128 188H129V186H128ZM134 188V187H133ZM140 188V187H139ZM152 188V187H151ZM151 188H149L150 190L149 191H151ZM231 188V189H230ZM1 189H3L4 190V187L3 188H1ZM12 190H13V195L11 194V192H10V194L12 195V197H11V195L10 194H8V196L10 195V197L11 198H9V200L10 199H13V197L15 198L16 196H18V197H16V199L18 198V201H21L22 199H23V196H25L22 192H21V190L18 188V187H13V188H11ZM30 189V190H31ZM47 189H49V187L47 186V188L45 187V192H46V190ZM52 189V188H51ZM63 189H60L61 191L63 190ZM79 189V188H78ZM84 189V188H83ZM102 189V188H101ZM103 189V190H104ZM112 189V188H111ZM118 189V188H117ZM135 189V188H134ZM137 189V188H136ZM141 189H143V188H141ZM146 189H147V187H146ZM159 189H160V187H159ZM166 189V188H165ZM235 189V190H236ZM9 190V189H8ZM33 190H35V188H33L32 189V191ZM43 190V189H42ZM53 190V189H52ZM51 190V191H52ZM145 190V189H144ZM148 190V189H147ZM164 190V189H163ZM173 190L171 189V191L173 192ZM207 190V189H206ZM212 190V189H211ZM247 190H248V192H247ZM252 190H254L253 188H252ZM32 191H27V192H32ZM49 191V190H48ZM51 191H49V192H51ZM55 191H57V190H55ZM61 191H59V193H62L63 194V191L61 192ZM69 191V190H68ZM84 191H86L85 189H84ZM138 191V190H137ZM153 191V190H152ZM161 191V190H160ZM160 191H158V193L160 192ZM169 191L170 190H168V192H166V193H164V194H168L169 193ZM4 192H6L5 190H4ZM3 192V193H4ZM9 192V191H8ZM8 192H6V193H8ZM27 192H25V193H27ZM33 192H35V191H33ZM43 192V191H42ZM44 192V193H45ZM49 192H46L45 193V195L46 196H44L43 194L40 196L41 197V199H40V197H39V194L41 193L40 191H39V194H38V197L36 198V196H34V194H36V192L33 194V196L31 195V197L32 198H35L37 201H38V199H39V201L41 202V204L43 203L42 202V199H43V201H44V203H46V199L45 198H47V199H49V200H51V199H53L52 197L55 195V193H54V195L52 194V192H51V194L49 195ZM71 192V191H70ZM69 192V193H70ZM75 192V191H74ZM106 192H108V191H106ZM145 192H147L146 190L144 191V193ZM171 192V194H173ZM218 193L217 192V194L219 195L220 194V197H217V199H221L222 198V200L225 198H223L222 196H221V193ZM5 193V194H6ZM22 193V194H21ZM29 193V194H30ZM59 193L57 192V195L56 196H59ZM68 193V194H69ZM84 193V192H83ZM102 193V192H101ZM110 194H112V191L111 192H109ZM142 193V192H141ZM150 195H152V193L153 192H148ZM148 193H147V196H148ZM255 193V192H254ZM28 194V193H27ZM28 194V195H29ZM100 194V193H99ZM105 194V193H104ZM155 193H153V195H154ZM262 194V193H261ZM37 195V194H36ZM49 196V198H48V196ZM61 195V194H60ZM89 196V197H92L91 195H90V193H89V191H87V192H85V195L84 196ZM97 195V194H96ZM103 195V194H102ZM105 195H108V194H105ZM144 195H146V194H144ZM144 195H143V197H144ZM1 196H3L4 197V195H2L1 194ZM27 196V195H26ZM25 196V198H27ZM64 196V195H63ZM63 196H61V197H63ZM66 196V195H65ZM86 196V197H87ZM165 196V195H164ZM172 196V195H171ZM194 196H197V198H195ZM212 196V195H211ZM227 196H226V198H227ZM262 196V195H261ZM50 197H51V199H50ZM156 197V196H155ZM168 197V196H167ZM166 197V198H167ZM215 197V196H214ZM2 198V197H1ZM74 198H75V194H74ZM93 198H95V197H93ZM93 198H91L92 200H93ZM103 198V197H102ZM109 199L110 200V198H108V197H105V199ZM165 198V197H164ZM165 198V199H166ZM171 198V197H170ZM195 198V199H194ZM233 198H229L228 199V201L230 200V199H232L231 201H226L227 199H224L226 202H228V203H225V202H223V207L228 211V209L229 208H231V207H233V208H235V206H232V205H230L233 201H234V199ZM6 199V198H5ZM35 199H32V200H34V201H36ZM62 199L63 198H61L60 200H61V202L59 201L58 202V200H59V198L58 199H56V197H55V199L53 200V201H55V200H57V202H56V204L57 205H55L56 207H58V205L61 203V204H64V207H67V206H65V203H66V201H64V203L62 202ZM68 198H66V200H67ZM90 199V200H91ZM100 199V198H99ZM141 199V198H140ZM149 199H151L150 197H149ZM155 199V198H154ZM162 199H163V197H162ZM208 199V198H207ZM210 199V201H211V198H209ZM214 199V198H213ZM216 199V198H215ZM2 200V199H1ZM4 200V199H3ZM8 200V199H7ZM24 200V199H23ZM25 200H27V199H25ZM28 200H29V198H28ZM31 200V199H30ZM64 200V199H63ZM74 200V199H73ZM84 200V199H83ZM82 200V201H83ZM89 200V201H90ZM144 200L146 201V202H148V200H146V198L144 197ZM151 200H153V199H151ZM168 200H170V199H168ZM205 200V201H204ZM222 200L219 202L218 201V203H220V204H218V205H221V203H222ZM4 201H6V200H4ZM34 201H33V203H34ZM52 201V202H53ZM69 201H70V199H69ZM68 201V202H69ZM96 201V200H95ZM94 201V202H95ZM108 201V200H107ZM128 202V206H129V208L128 209H126V207H127V204H125V202ZM156 201V200H155ZM162 201V200H161ZM165 201V200H164ZM164 201H162V202H164ZM208 201V200H207ZM14 202V201H13ZM24 202V201H23ZM22 202V203H23ZM27 202L28 201H26V203H24V206H26V204H27ZM68 202H67V204L66 205H68ZM94 202H93V204H94ZM108 202H111V201H108ZM108 202H107V205H108ZM146 202H144V203H146ZM160 202V201H159ZM168 202V201H167ZM166 201L164 202V203H162V204H160L161 206L160 207H158V209L159 208H162L163 206V204H165V203H167ZM172 202V201H171ZM213 202H215V200L213 201ZM212 202V203H213ZM236 202V201H235ZM16 203H18L17 201H16ZM16 203L14 204V205H11V207L12 206H15L16 205ZM21 202H20V204L21 205H23ZM36 203V204H35ZM34 204L35 205H37V203L38 202H35ZM81 203V202H80ZM98 203V202H97ZM100 203V202H99ZM98 203V204H99ZM149 203V202H148ZM217 203V202H216ZM215 203V204H216ZM234 203V202H233ZM8 204V203H7ZM11 204H13V203H11ZM19 204V203H18ZM32 204V203H31ZM30 204V205H31ZM60 204V205H61ZM147 204V203H146ZM150 204H152V202L150 203ZM156 204V203H155ZM170 204V202H168L165 206V211L167 210V205H169ZM214 203H213V205H215ZM225 204V205H224ZM229 204V205H228ZM236 204V203H235ZM0 205H2L1 203H0ZM5 206H6V204H4ZM20 205V206H21ZM43 205V204H42ZM59 205V210L61 209V206ZM106 205V206H107ZM111 205V204H110ZM109 205V206H110ZM196 205H198V206H200L201 208H199L198 206V208L196 207ZM234 205V204H233ZM17 206V205H16ZM19 206V208H24L23 206H21L20 207ZM28 206V205H27ZM27 206H26V208H27ZM43 206H45L46 208H48V209H50V208H52V207H47L48 205H47V203L46 204H44ZM81 206V205H80ZM79 206V207H80ZM83 206H85V205H83ZM92 207H93V205H91ZM94 206H96V207H98L97 205H94ZM229 206H231V207H229ZM7 207V206H6ZM10 207V206H9ZM8 207V208H9ZM11 207H10V209H11ZM31 207H33V205H31L30 206V208ZM38 207V206H37ZM36 206H34V208H37ZM63 207V205H62V209L64 208ZM86 207H88V206H86ZM92 207H91V209H92ZM111 207V206H110ZM136 207V210L134 209ZM137 207L139 208V213H145V220L148 222V223H146V221L143 219V220H141L142 219V217H143V214H139V213H136L135 211H137L138 209H137ZM170 207H172V205L170 206ZM170 207H168V208H170ZM210 207H212V205H210ZM219 207H221V209H219V210H217V211H219V212H221V213H223V212H225L226 210L225 209H223L222 208V205L221 206H219ZM228 209H227V208ZM13 208V207H12ZM33 208V209H34ZM38 208H40V207H38ZM43 208L44 207H41L40 209H42V210H40V212H41V216L43 217V215H46L47 213H46V211H45V213H43ZM53 208H55L54 206H53ZM52 208V209H53ZM84 208V207H83ZM100 208V207H99ZM104 208V207H103ZM103 208H102V210H103ZM194 208H196V211L194 212L193 210H195ZM45 209V208H44ZM67 208H65V210H66ZM71 209V208H70ZM81 209V208H80ZM98 209V208H97ZM215 209V208H214ZM9 210V209H8ZM8 210H7V212H6V209L4 210L6 213H8L9 214V212H8ZM14 210L15 211H17V210H19L18 212H20L21 213V211L23 210H21L20 211V209H15L14 208ZM26 210V209H25ZM28 210H31V209H28ZM28 210H26V213L25 214H27V211ZM38 210V209H37ZM54 210V209H53ZM53 210H51L52 211V213L54 212ZM58 209L56 208V211H57ZM64 210V209H63ZM63 210L61 211V212H63ZM68 210V209H67ZM78 210V209H77ZM88 210V209H87ZM105 210V209H104ZM111 210V209H110ZM115 210V209H114ZM114 210L112 211V212H114ZM143 211V212H141V211ZM163 210V209H162ZM204 210H206V211H204ZM210 210V211H209ZM215 210V211H216ZM222 210V211H221ZM12 211V210H11ZM11 211H10V213H11ZM88 211H90V210H88ZM87 211V212H88ZM93 211H94V209H93ZM97 211V210H96ZM100 211V210H99ZM134 211V213H132V212ZM213 209L212 208H210V209H208V211L207 212H211V214L214 212V214H216V213H218L220 216H221V213H219V212H216L215 213V211H213ZM226 211V212H227ZM263 211V212H262ZM0 212H1V209H0ZM3 213V214H0V234H2V235H4V237H6L5 236V234L4 233H2V232H5L6 230H4L6 227H8L7 225H9V222L10 221H8V217H6L8 214H6V213ZM60 212V211H59ZM68 213L70 212V210L69 211H67ZM66 212V213H67ZM92 212V211H91ZM90 212V213H91ZM101 212V211H100ZM103 213H104V211H102ZM116 212V214H117V211H115ZM169 212V211H168ZM170 212H172L171 210H170ZM193 212H194V214H193ZM232 214H231V213ZM259 212H261V213H259ZM17 212H15V214H16ZM36 213V212H35ZM43 213V214H42ZM52 213H51V215H52ZM58 213V212H57ZM57 213H55L56 214V216H58V218L59 219H61L62 217H60V215H62V214H57ZM65 213V212H64ZM75 213V212H74ZM77 213V212H76ZM83 214H82V216L84 217L85 216V214H86V209L85 210H83V212H82ZM98 213V212H97ZM120 213H118V214H120ZM251 213V214H250ZM4 214H6V216L4 215ZM12 214V213H11ZM14 214V213H13ZM12 214V215H13ZM14 214V215H15ZM22 214H24V212L22 213ZM21 214V215H22ZM24 214V215H25ZM37 214H39V213H37ZM79 214V213H78ZM92 214V213H91ZM94 214V213H93ZM93 214H92V216H93ZM102 214V213H101ZM105 214V213H104ZM104 214H102V216L104 215ZM132 214H134L133 216H132ZM160 214V213H159ZM162 214V213H161ZM166 214H167V212H166ZM171 214H173V212L171 213ZM213 214V215H214ZM218 214H216V215H218ZM224 214H226V213H224ZM11 215V216H12ZM28 215H30V214H28ZM31 215H32V213H31ZM34 215V214H33ZM48 215H50V214H48ZM47 215V216H48ZM68 215V214H67ZM80 215V214H79ZM98 215V214H97ZM96 215V217H97V219H98V216ZM99 215H100V213H99ZM113 215V213L111 214V216ZM115 215V214H114ZM139 215V216H138ZM140 215L142 216L141 218H140ZM232 216L231 217V220L229 219V217L228 216ZM252 215H253V217H252ZM259 215V216H258ZM9 216V215H8ZM16 216V215H15ZM15 216H14V220H16L15 219ZM23 216V215H22ZM25 216H27V215H25ZM41 216H40V214H39V217H40V219H41ZM56 216H53L52 215V218L53 217H55L56 218ZM66 216V215H65ZM64 216V217H65ZM81 216V219L83 220V223H80L81 224V227H82V225L83 226H86V225H88V221H86L87 220V216H85L84 218ZM91 216V215H90ZM102 216H100V217H102ZM108 216H109V214H108ZM111 216H109L110 217V219H111ZM208 216V215H207ZM224 216V215H223ZM254 216H256V218H254ZM258 216V217H257ZM17 217H18V215H17ZM29 217V216H28ZM34 217V216H33ZM32 217V218H33ZM38 217V218H39ZM63 217V218H64ZM99 217V218H100ZM113 217V216H112ZM148 217V218H149ZM222 217V216H221ZM19 218V217H18ZM17 218V220H19ZM36 218H37V215H36ZM37 218V219H38ZM45 218H47V217H44V220H43V218H42V221H45ZM52 218H51V220H52ZM54 218V219H55ZM56 219V221H54V220H52L53 221V223H56V222H58V220L59 219ZM76 218V217H75ZM90 218V217H89ZM119 218V217H118ZM118 218H116V219H118ZM216 218V217H215ZM222 218H224V217H222ZM227 218H228V220H227ZM253 218L255 219V221H257L256 219H258V223H257V225H256V223H255V221L253 220ZM12 219V218H11ZM22 219H23V217H22ZM30 219V218H29ZM36 219V220H37ZM49 219V218H48ZM66 219H68L67 217H66ZM78 219H80V218H78ZM94 219V218H93ZM107 219H108V217H107ZM114 219V218H113ZM127 219V218H126ZM150 219V218H149ZM148 219V220H149ZM155 219H156V217H155ZM217 219V218H216ZM219 219V218H218ZM35 220V221H36ZM63 220V219H62ZM65 220V219H64ZM63 220V221H64ZM96 220V219H95ZM95 220H93V222L95 221ZM155 221L154 220V218L152 217L151 218V221ZM162 220V219H161ZM163 220H164V218H163ZM162 220V221H163ZM208 220H209V218H208ZM223 220V219H222ZM11 221H13V220H11ZM24 221V220H23ZM61 221V220H60ZM67 220H65L64 222H66ZM68 221H70L69 223H71L72 221H71V219L70 220H68ZM104 221V220H103ZM107 221V220H106ZM105 221V222H106ZM117 221V220H116ZM115 221V222H116ZM166 221V220H165ZM202 221V220H201ZM211 221V220H210ZM19 222V221H18ZM28 222L29 221H27V224H28ZM64 222H63V224H64ZM74 222V221H73ZM82 222V221H81ZM101 222H102V220H101ZM111 222V220L109 221V223ZM118 222V221H117ZM116 222V223H117ZM134 224H133V223ZM169 222V221H168ZM223 222V221H222ZM43 223V222H42ZM42 223H41V225H42ZM45 224L47 223V220L44 222ZM52 223V225H54ZM68 223V224H69ZM79 222H77L76 223V225L78 226V225H80V224H78ZM91 223V222H90ZM104 223V222H103ZM102 223V224H103ZM162 223V225H163V222H161ZM160 223V224H161ZM165 223V222H164ZM167 223V222H166ZM22 224V223H21ZM21 224H18V226H20ZM44 224V225H45ZM51 224V223H50ZM72 224V223H71ZM75 224V223H74ZM111 224V223H110ZM131 224H133V225H136V227H137V229H135V226H134V230H132L131 229ZM153 223L151 222V224L149 225V227L152 225ZM155 224H157L156 222H155ZM155 224H153V225H155ZM158 224H159V219H158ZM158 224H157V226H158ZM160 224H159V226H160ZM168 224V226H169V224L170 223H167ZM209 225L211 224L210 222L208 223ZM11 225V224H10ZM23 225V224H22ZM21 225V226H22ZM43 225V226H44ZM59 225H60V223H59ZM62 225V224H61ZM70 225V224H69ZM133 225H132V227H133ZM147 225V226H146ZM162 225H161V227H162ZM195 225H196V223H195ZM198 225H199V223H198ZM198 225H196V227H197V229H198ZM228 225V224H227ZM263 225V224H262ZM17 226V225H16ZM15 226V227H16ZM24 226V225H23ZM65 226H67L68 227V225H66L65 224ZM94 226V225H93ZM101 226V225H100ZM112 226V225H111ZM116 226H117V224H116ZM157 226H155V228H157ZM167 226V227H168ZM51 227V226H50ZM58 227V226H57ZM61 227H63L64 228V226H61ZM67 227H66V230H68L67 229ZM70 227H71V225H70ZM69 227V229H71ZM80 227V226H79ZM79 227H77V228H79ZM89 227H90V225H89ZM99 227V226H98ZM97 227V228H98ZM107 227L109 228V224L107 225ZM113 227V226H112ZM119 227V226H118ZM123 227V226H122ZM165 227V226H164ZM166 227V228H167ZM210 227V226H209ZM10 228V226L8 227V228H6V229H9ZM12 228V227H11ZM59 228V227H58ZM58 228H55V230L57 229L58 230ZM76 228V229H77ZM84 228H86V227H84ZM83 228V229H84ZM91 228V227H90ZM163 228V227H162ZM12 229H14V228H12ZM39 229V228H38ZM47 229V228H46ZM76 229H74V230H76ZM118 229V228H117ZM261 229H263V228H261ZM4 230V231H3ZM11 230V229H10ZM16 230V229H15ZM15 230L13 231V232H15ZM40 230H42V229H40ZM48 230H49V227H48ZM55 230H52L51 231V228H50V231H51V233L53 232V231H55ZM60 230V229H59ZM64 230V229H63ZM78 230H80V229H78ZM78 230H76L77 232H76V234L78 233ZM90 230V229H89ZM92 230H93V228H92ZM148 230H152L150 233H149V231ZM155 230V229H154ZM9 231V230H8ZM8 231H6L7 233H8ZM12 231H10L9 233L11 234V233H13ZM45 231V230H44ZM103 231V230H102ZM114 231H116V229L114 230ZM124 231V230H123ZM130 231H131V233L133 232L134 233V231H136L134 234L136 235H132L133 237H131L130 236ZM156 231V230H155ZM160 231V230H159ZM163 230H161V232H162ZM35 232V231H34ZM37 232V231H36ZM61 232H64V231H61ZM61 232L59 233V236L61 235ZM65 232H67V231H65ZM84 232V231H83ZM142 232H143V234H142ZM147 232H148V236H146V234H147ZM264 232V231H263ZM7 233H6V235H7ZM32 233V232H31ZM49 234H50V232H48ZM68 233V232H67ZM73 233H75V231L73 232ZM160 233V232H159ZM166 233V232H165ZM10 234H8V235H10ZM25 234V233H24ZM26 234H27V232H26ZM28 234H30V233H28ZM33 234V233H32ZM48 234V235H49ZM69 234V233H68ZM67 234V235H68ZM101 234V233H100ZM117 234V233H116ZM121 234H123V233H121ZM47 235V236H48ZM63 235H65L66 236V234L65 233H63ZM62 235V236H63ZM18 235H16V237H17ZM44 236V235H43ZM50 236V235H49ZM51 236H52V234H51ZM58 236V237H59ZM105 237V235L104 234H102V237ZM118 236V235H117ZM140 236H143V237H145V239L143 240V241H141L140 242ZM179 236L182 238L183 237V241H181V239H178L179 238ZM9 237H12V236H9ZM32 237V236H31ZM54 238H55V236H53ZM67 237V236H66ZM66 237H64L63 236V241L64 240H66V242H70V240H69V235H68V237L66 238ZM75 237V236H74ZM103 237V238H104ZM164 237V238H163ZM0 238H2V236H0ZM15 238V237H14ZM21 238V237H20ZM98 238H99V236H98ZM117 238V237H116ZM119 238V237H118ZM3 239V240H2ZM1 240L4 242V238H2ZM7 239H8V236H7ZM11 239H13V237L11 238ZM16 239V238H15ZM56 239H57V237L55 238V241H56ZM67 239H68V241H67ZM81 239H83V238H81ZM81 239H79L78 238V240H81ZM9 240V239H8ZM8 240H6L7 241V243L6 244H9L8 242L10 241H8ZM48 240V239H47ZM72 240V239H71ZM75 240V239H74ZM89 240V241H88ZM19 241V240H18ZM54 241V240H53ZM54 241V242H55ZM63 241H60V242H62V243H64ZM83 241V240H82ZM81 241V242H82ZM133 241H135V243H133ZM2 242V243H3ZM20 242V241H19ZM27 242V241H26ZM65 242V243H66ZM76 242V241H75ZM80 242V243H81ZM5 243V242H4ZM11 243V242H10ZM62 243L60 244V245H62ZM77 243V242H76ZM79 243V246L82 244H80ZM0 244H1V241H0ZM5 244V245H6ZM28 244V243H27ZM67 244V243H66ZM66 244H64L65 246H66ZM88 244V245H89ZM17 245V244H16ZM15 245V246H16ZM54 245V244H53ZM56 245H58V243L56 244ZM68 245V244H67ZM71 245V244H70ZM82 245H84V244H82ZM120 245H121V248H120ZM10 246V245H9ZM14 246V245H13ZM22 246V245H21ZM27 246V245H26ZM25 246V247H26ZM78 246V245H77ZM76 246V247H77ZM1 247H2V244H1ZM6 247V246H5ZM5 247H4V245H3V249H1V251H0V254H2L1 252L2 251H4V252H6L7 251V247H6V250H5ZM19 247V246H18ZM25 247H24V249H25ZM29 247V246H28ZM61 249H62V247H63V245H62V247L61 246H59ZM70 247V246H69ZM69 247H66V249H68ZM73 247V246H72ZM30 248V247H29ZM37 248H39V247H37ZM56 248H58V247H56ZM60 248H58V249H60ZM79 249H81V247H78ZM9 249V248H8ZM40 249L41 248H39V251H40ZM48 249V248H47ZM61 249H60V251L59 250H57L59 253H61ZM84 249V248H83ZM86 249V248H85ZM92 249V248H91ZM26 250V249H25ZM42 250V249H41ZM44 250V249H43ZM50 250H52V249H50ZM69 250V249H68ZM75 250H76V248H75ZM82 250V249H81ZM89 250V249H88ZM140 250V249H139ZM20 251H21V249H20ZM24 251V250H23ZM138 251V250H137ZM25 252V251H24ZM65 252V251H64ZM78 252V251H77ZM77 252H75V253H77ZM125 252V251H124ZM21 253V252H20ZM42 253V252H41ZM67 253L68 252H66V256H67ZM79 253H81V252H79ZM79 253H77L78 255H79ZM93 253V252H92ZM5 254V253H4ZM8 254V253H7ZM21 254H23V252L21 253ZM26 254V253H25ZM34 254V253H33ZM37 254V253H36ZM125 254V253H124ZM129 254V253H128ZM259 254V252L257 251V255ZM9 255V254H8ZM19 255V254H18ZM17 255V256H18ZM47 255V254H46ZM45 255V256H46ZM75 255V254H74ZM93 255L95 256V254L93 253ZM122 255H123V253H122ZM226 256H229V254L228 253H226L225 254ZM4 256V255H3ZM7 256V255H6ZM36 256V255H35ZM44 256V257H45ZM71 256V255H70ZM125 256V255H124ZM2 257V256H1ZM0 257V259H3V258H1ZM9 257V256H8ZM25 257V256H24ZM41 257V256H40ZM137 257V256H136ZM7 258V257H6ZM15 258V257H14ZM57 258V257H56ZM59 258V257H58ZM71 258V257H70ZM102 258H101V260H102ZM121 258V257H120ZM123 259L125 258V257H122ZM229 258H231L230 256H229ZM27 259V258H26ZM80 259V258H79ZM95 259V258H94ZM125 259H127V258H125ZM138 259V258H137ZM7 260V259H6ZM49 260V259H48ZM96 260V259H95ZM50 261H51V259H50ZM49 261V262H50ZM62 261H64V260H62ZM71 261V260H70ZM76 261V260H75ZM100 261V260H99ZM10 262V261H9ZM8 262V263H9ZM34 262V261H33ZM48 262V263H49ZM54 262V261H53ZM56 262V261H55ZM74 262V261H73ZM127 262V261H126ZM11 263H12V261H11ZM42 263V262H41ZM40 263V264H41ZM51 263H52V261H51ZM62 263V262H61ZM60 263V264H61ZM76 263V262H75ZM100 263H101V261H100ZM99 263V264H100ZM13 264V263H12ZM35 264V263H34ZM36 264H38L37 262H36ZM50 264V263H49Z\"/></svg>",
	"mask_w": 264,
	"mask_h": 264
},
{
	"label": "rangeland",
	"instance_id": "rangeland-1",
	"mask_svg": "<svg viewBox=\"0 0 264 264\" xmlns=\"http://www.w3.org/2000/svg\"><path fill=\"white\" fill-rule=\"evenodd\" d=\"M156 0H153V4H155L156 3V7H157V1L159 2V4L160 3H162V1L160 2V0H157L156 2H155ZM166 1H168V3H169V1H171V0H166ZM219 2H221V1H223V0H218ZM171 2H176L175 4H173V5H175L176 7L174 8L173 6V8H172V10L171 11H173V12H175V11H178L177 10V6L181 3V1L180 0H178V1H176V0H172ZM170 2V3H171ZM219 2H217V4L219 3ZM159 4H158V8H160V6H159ZM220 4V3H219ZM221 4H222V6H220V8H218V9H216V12H213V14L211 15V17H210V19L211 20H207V17H205V14L203 13V11L200 13V20L202 19V21L204 22L203 23V28L205 29L206 28V25L208 24V22L209 21H211V23L212 24H214L213 26H212V29H214L213 31H215L216 32V30L219 28V27H222L223 26V22L222 23H220L219 24V27H218V24L217 25H215L216 24V22L214 21L215 20V18H217L218 16H219V13H221L222 15H223V13H224V16L226 15V16H228V17H231V16H233V14L235 13V11L233 10H231V8H229V7H227V5H225V4H223V2H221ZM169 5V4H168ZM205 4H203V6H204ZM224 5V6H223ZM170 6V5H169ZM171 8V7H170ZM227 8H229V11H228V9ZM176 9V10H175ZM224 9H226L225 11H223ZM221 10H222V12H221ZM231 10V11H230ZM197 10H194L193 12H196ZM220 11V12H219ZM228 11V12H227ZM230 12H231V14H230ZM172 13V12H171ZM170 13V14H171ZM176 13H178V12H175V13H172L171 14V17H173V19H171V21H173L172 22V24L174 25V24H176V22L178 23V21H179V17L176 15ZM198 13V12H197ZM196 13V14H197ZM229 13V14H228ZM220 14V18L218 19V21H221L222 19H224V18H226L227 20L229 19V18H227V17H223L222 15ZM60 15V14H59ZM173 15V16H172ZM217 15V16H216ZM221 17H223V18H221ZM59 18H60V16H59ZM176 18V19H175ZM233 18V19H232ZM232 18H230L229 19V21H230V23H229V21H228V23H229V27L231 28V29H229V27L228 28H225L226 30H224V31H222V30H220V29H218V30H220V31H222V32H226L227 30H229L230 31V33L231 34H229V35H232L231 37H230V39H229V41H227L226 42V40H228V39H225L223 42H222V44H223V46L225 47H223V49H224V54L228 57V59H229V61H231L232 59V63L236 66L234 69H235V71H234V69H232L231 71H229L228 73H226V74H222V75H224V76H222L221 74H220V72L218 71V69L220 68V66L218 67V69H217V67H210V65L211 66H213L214 65V63H216L215 65L217 66V63L219 64V60L218 59H220V58H218L217 56H216V50H215V52H214V50H213V54L218 58V59H214L213 57H209V59L210 58H213V59H210L209 61H207L208 60V57L206 56V55H204L203 56V58H202V63L205 65H203V64H201V67L204 69L205 67L207 68H205V71L203 70L202 71V68L200 69L201 70V74H202V76L204 75L205 77V81L206 82H208V84L206 83V85H208V86H210V84L212 83V82H214V84H215V82L217 81L216 79H218L219 78V76H221L219 79H218V82H216L218 85L220 84V85H225L226 83V86L227 87H229L230 88V86L232 85V86H235L236 87V82H239L240 80L242 81H244V80H247V82H248V84H249V88L247 89V99H248V101H249V103H251L249 106L252 108L253 106V110L255 111L254 113H255V117L254 118H250L249 120L252 122V123H254L257 127H259V125H260V120H261V108H262V106L261 105H263V103H264V94H263V90L261 91V90H259V91H261V93L258 91V93H257V95H255V90H254V86H253V79H252V77H253V75H254V73H253V71L252 70H254V68H255V64L256 63H261L262 62V60H263V58H262V56H261V52H263L264 51V42H261V41H263L264 40V31L261 33V29L259 30L258 28H259V26L257 25L256 26V24L254 25H252V23L253 22H255V21H253L252 23L250 22V21H248L249 22V26H248V28L250 27V24H251V26L252 27H250V29H248L247 30V38L248 39H246V44L244 43V42H242L241 43V45H240V43H239V41H240V39H239V35H238V33H237V31H238V27H239V25L241 26V22L240 23H238V26H236L237 24L236 23H234V21H237L236 20V17H232ZM243 18H245V15H243ZM204 19V20H203ZM235 19V20H234ZM207 20V21H206ZM213 20V21H212ZM225 20V19H224ZM174 21H176V22H174ZM233 21V22H232ZM116 24V23H115ZM222 24V25H221ZM248 24V23H247ZM205 25V26H204ZM227 25V24H226ZM233 25V26H232ZM175 26V25H174ZM216 26H217V29H216ZM232 26V27H231ZM235 26V27H234ZM113 27H117V26H114L113 25ZM257 27V28H256ZM251 28H252V30H251ZM254 28V29H253ZM256 28V29H255ZM258 29V30H257ZM257 30V31H256ZM125 31V29L122 31L123 33L121 34V36H123V35H128V36H130V37H128V39L126 38V42H129V40L130 39H132L133 37H136V35H132L133 34V32L131 31V33H126L127 32V30H126V32H124ZM218 32V34H219V36H217L216 35V40H217V42L219 43V40H220V33L221 32ZM229 31H228V33H229ZM116 32H118V30H116ZM136 32H137V29H135V31H134V33L136 34ZM249 32V33H248ZM256 32H257V34H256ZM126 33V34H125ZM228 33H226V34H228ZM235 33V34H234ZM221 34H223L224 35V33H221ZM263 34V35H262ZM250 35V36H249ZM131 36H132V38H131ZM261 36H262V38H261ZM138 38V39H137ZM144 38H146V37H144ZM222 39H223V37H221ZM233 38V39H232ZM236 38V39H235ZM253 38V39H252ZM254 38H255V40H254ZM134 39V38H133ZM136 39L140 42L141 41V39L139 38V37H136ZM251 39V40H250ZM123 40H125L124 39V37H123ZM230 40H232V41H230ZM249 40V41H248ZM135 41L136 40H134V43H132L133 45V48L132 47H130L129 45H131V40H130V42L128 43V44H126V42H125V47L127 48V49H129L130 51H133L132 53H134V54H132V55H130V51L128 50V53H129V56H133L134 55V58H135V61L136 62H138V64L140 65L139 66V68H138V66L136 67V66H133V70H136V69H134L135 67L136 68H138L137 70H138V72H141V71H143V72H141L140 74H139V77H138V75H137V73L135 74L134 73V71L133 70H131V72L133 71V73L135 74V78H134V76H133V78L131 77V79H133V80H131V79H128L127 78V76H126V78H125V75H123L124 74V71L122 72V71H120L119 72V70H117L116 71V74L114 75V74H112V76H111V74L109 73V72H107V70H103V72H102V74H101V80L97 77L98 75H91L92 77L90 78L91 80H92V82L93 83H89V88H92V84H93V87H94V90H92L93 91V95H94V104L93 105H91V106H89L88 107V109H87V111H81L80 112V114H79V116L76 118V119H71V120H69V119H66L64 122H62V123H60V122H53V120H50V119H48V109H49V104H48V100L46 99V98H48V96H49V94H48V96H47V94H46V92H42V91H40V92H37V93H35L36 95H34V99L32 100L31 98H33V96H31L30 97V99L28 100L27 98H24V96H22L23 97V99H22V97L20 96V98L22 99H20L19 97V99L16 101V102H18L19 100H20V102H18V104H16V102H15V106L16 107H14V110H13V113H12V111L11 110H5V109H3L1 106H0V112L2 113V109L4 110V111H7V112H5V114L3 113L2 114V116L3 115H6L7 114V117H3L2 119H4V120H2L1 119V113H0V123H2L3 122V124H5V126H7L6 124H8L7 123V120L8 119H10L11 120V118L14 116L13 114H16V113H19L18 111H20V113H19V115L21 116H24V117H20V116H18V115H16L17 116V118L16 117H14V119H16L15 121H16V123H12L13 122V120H11V121H9L10 123V125H8V127H6V133H9V134H7V137H8V139L6 138V140H8L9 141V139H11V138H13V136H11V135H14V137H16V139H19L20 137H21V135L23 136V138L24 139H26L27 138V141H28V143H29V145L31 146V149H32V152H34L35 154L34 155H30V154H25L26 155V160L25 159H22L21 157H14L13 158V156L11 155V153H9L8 154V156L6 157V156H4L5 154L3 153L2 154V151H0V154H1V158H2V161L0 160V164L2 165H0L1 167H0V203L2 204V205H0V209H1V212H0V214H3L5 211V209H6V212H7V210H8V212H9V214L8 213H6V214H8L7 216H6V214H4L6 217H8L7 219H8V221H10L9 222V225H7L8 227L10 226V228L9 229H6V228H8V227H6L4 230H6V231H8V233L5 231V232H2V233H4L5 234V236L6 237H4V235H2V234H0V236H2V238H4V242L2 241L3 239L2 238H0V241H1V244H2V247H1V244H0V251H1V249H3V245H4V247L6 246L7 247V251L6 252H4V251H2L1 253L2 254H0V257L1 258H3V259H0V264H6V262H7V264H36V262L38 263V264H40L41 262V264H60L61 262H68V261H74V264H80V262L81 261H84L85 262V264H86V262L89 260V259H92V260H94L95 261V264H99L100 263V261H101V263L100 264H104L102 261H104L103 260V258H102V256H98V253H96V252H94V250H93V246H91L90 244H91V242H90V244H89V242L88 243H86L85 241H87V239H84V237L85 238H87L88 237V239H89V237L90 236H87L88 234L89 235H93V237L94 238H97V239H101L103 242H105L104 244H106V241H104L105 239L107 240L108 239V237H109V233L111 232V231H113L115 234V236L117 237H115V239L117 240L118 239V242L119 241H121V237H123V235L125 234V224H127L126 223V221L128 222V224L130 223V221H131V219H130V215L129 216H127L126 217V215H124L123 216V214H121L118 210H117V208H115V204L113 203L114 202V199H115V197H114V199H113V202H112V200H111V198H112V196H113V192H114V190L116 189L117 191H119V189L121 188L122 190H124L125 188H126V190H124V191H127L128 192V190L127 189H131L132 191H134L136 194L137 193H139L140 191L142 192H140L139 194H137V196H138V199H139V203H141L142 202V204L143 205H141V207H144L145 205L146 206H150L151 208H154V210H155V214L153 215V214H151L150 216L151 217H149V216H145V213L143 212V211H141V212H143V213H139V208L137 207V211H135L136 213H139V214H143V217L140 215V218L142 217V219L141 220H145L146 218V220L147 221H149V225L151 224V222L153 223V224H155V222L158 224V219H159V224L161 223V222H163V225H162V223L160 224V226H159V224H158V226H157V224H155V225H151L150 227H149V225H148V227H146V229L147 228H152V232H154V233H152L150 230H148L149 231V233L151 232L153 235H151V237L153 236V237H156V236H160V235H164L165 234V236L164 237H168L167 238V240L171 237V236H169L170 235V233H171V226H172V223H173V221H174V219H175V217H176V215L178 214L177 213V209H175L174 208V205H175V190H173V188H175V186H173L174 184H175V180H173L174 178L173 177H170L169 175H170V173H169V171L167 170L168 168H167V166L165 165V164H167V161H166V163H165V161H163L162 162V160H163V158L161 159V157H159L160 156V154H159V150H160V148H158V145L160 146L161 145V143H165L164 145H169V144H171V140H172V138H171V135L172 134H170L172 131V133H174V132H176V134H177V136H180V135H178V132H182V133H180L181 134V136L183 135V132H184V130H185V124L187 123V119L185 120V119H182L183 117H184V115H185V113H184V111L181 113V114H183V115H179L180 116V119L179 118H176V120H175V110H173L174 109V107H171V109H169L170 108V98H168L167 99V94L169 93V92H175L177 89L180 91V90H182V89H179V86H172V90L173 91H171V89H169V88H171L170 87V82H169V84H167L166 86L168 87H166V86H164L165 88V90H167L168 89V91H166V93L165 92H163L162 94L163 95H165L166 97H164L163 98V95H162V98H161V92H162V90L164 91V89L162 88L163 87V84L161 85V90H160V88H159V85L157 86V85H155L154 84V86L153 87H151V89L149 88L150 86H151V84L149 85L147 82V78H146V75H145V77H143L145 80H146V82L144 83V81L143 80H141V76H144V75H142V73H145V70H146V72L149 70H147V67H146V69L145 68H143V65H144V63H143V60H142V58L143 57H145V54H146V56H147V53L146 52H148L147 50H146V48H145V46L143 47V43L141 42V44L138 42L137 43V41H136V43H135ZM256 41H258L257 42V45L259 46L258 48L256 47L257 45H256ZM220 42V43H221ZM225 42L226 43H230V42H232V43H234V44H232V43H230V44H225ZM249 42V43H248ZM250 42H252V43H250ZM261 43V44H260ZM225 44V45H224ZM231 44L232 45H234V46H231ZM255 44V45H254ZM137 45V46H136ZM138 45H139V47H138ZM152 45V44H151ZM237 45V46H236ZM240 45V46H239ZM250 45V46H249ZM241 46H243L242 48H244V49H242L241 48ZM140 47H141V49H140ZM230 47H232V48H230ZM237 47V48H236ZM240 47V48H239ZM254 47V48H253ZM257 49H256V48ZM142 48H145V51H144V49H143V51H142ZM227 48H228V50H227ZM250 48H252V49H250ZM132 49V50H131ZM135 49V50H134ZM233 49V50H232ZM240 49H242L243 51L240 53ZM254 49H256V50H254ZM259 49H260V51H259ZM139 50V51H138ZM232 50V51H231ZM262 50V51H261ZM140 51H141V54H140ZM258 51V52H257ZM137 52H139V55H138V53ZM229 52V53H228ZM135 53L137 54V56L135 55ZM249 53V54H248ZM254 53V54H253ZM240 54V55H239ZM151 55V54H150ZM150 55H148V56H150ZM239 55V56H238ZM244 55V56H243ZM255 55V56H254ZM205 56L207 57V58H205ZM257 56V57H256ZM141 57V58H140ZM234 57V58H233ZM253 57V58H252ZM141 59L140 61H138V59ZM205 58V60L203 61V59ZM237 58H238V60H237ZM251 58V59H250ZM178 60L180 61V60H182L181 58H178ZM213 60H216V61H214V63L212 64V62H213ZM249 60V61H248ZM258 60V61H257ZM177 61V60H176ZM175 61V62H176ZM185 61V60H184ZM191 61L193 62L194 60L192 59V60H190V59H187V61H185V62H183V61H180V62H178L177 64L178 65H180V64H182V62H183V64L186 66V68L188 67V69H190L191 68ZM235 61V62H234ZM236 61H237V63H236ZM252 61V62H251ZM254 61V62H253ZM256 61V62H255ZM261 61V62H260ZM174 62V63H175ZM187 62H188V64H189V66H188V64H187ZM195 62V61H194ZM208 62H211L210 64H208ZM245 62H247V63H245ZM248 62H249V64H248ZM250 63H251V66H247V64L248 65H250ZM193 65H195L196 64V62L195 63H192ZM253 64V65H252ZM192 65V66H193ZM207 65H209L208 67H207ZM238 65V66H237ZM175 66V65H174ZM253 66H254V68H253ZM261 66V65H260ZM141 67V68H140ZM242 67H243V69H244V71H242L243 69H242ZM251 69H250V68ZM211 68H214L213 70L211 69ZM246 68V69H245ZM217 69V70H216ZM248 69V70H247ZM262 69V68H261ZM136 70V71H137ZM141 70V71H140ZM216 70V71H215ZM245 70H246V72H245ZM251 70V71H250ZM127 71V70H126ZM129 71V70H128ZM127 71V72H128ZM210 71V72H209ZM232 71H233V73H232ZM242 71V72H241ZM219 72V73H218ZM241 72V73H240ZM93 73H95V72H93ZM92 73V74H93ZM120 73H123V74H121L120 75ZM130 72H128L127 74H129ZM132 73V74H133ZM203 73H205V74H207V75H205V74H203ZM210 73H212V74H210ZM214 73V74H213ZM235 73H236V75H235ZM220 74V75H219ZM123 75V76H122ZM219 75V76H218ZM232 75H235V76H232ZM244 75V77H242V76ZM97 78H96V77ZM214 76V77H213ZM93 77L95 78V80L93 79ZM99 77H100V75H99ZM106 77H108V78H106ZM124 77V78H123ZM138 77V81H134L136 78ZM141 77V78H140ZM222 77H224V78H222ZM242 77V78H241ZM20 78V77H19ZM112 78V80H110ZM115 79V81L116 82H118V84L120 83V87H118V84L114 81V79ZM142 78V79H143ZM239 78V79H238ZM84 79V78H83ZM108 79V80H107ZM124 79V80H123ZM129 81V80H131L132 81V83L131 82H129L130 84H131V88H130V86H127V84H129V83H126V85H124L125 84V82L127 81V80ZM252 81H251V80ZM100 80V81H99ZM102 80H104V81H102ZM108 82H107V81ZM126 80V81H125ZM139 80H140V82H139ZM84 81V80H83ZM82 81V82H83ZM96 81H97V83H96ZM98 81H99V83H98ZM122 81V82H121ZM211 81V82H210ZM222 81V82H221ZM234 81V83L232 84V82ZM79 82H80V80H79ZM81 82V83H82ZM101 82H103L102 84H101ZM137 82H139L138 84H137ZM252 82V83H251ZM114 83H116L115 85H114ZM121 83H124L123 84V86L121 85ZM142 83V84H141ZM146 83H147V86H145L146 85ZM95 84H98V85H96V86H94ZM104 84V85H103ZM129 84V85H130ZM214 84H212L211 86H214ZM217 84H215V85H217ZM79 85V84H78ZM111 85V86H110ZM114 85V86H113ZM136 87H135V86ZM142 85V86H141ZM77 86V85H76ZM91 86V87H90ZM126 86V87H125ZM134 86V87H133ZM143 86H145V87H143ZM251 86V87H250ZM102 87V88H101ZM108 87H112V88H110V90H109V88ZM115 87V88H114ZM151 90V91H149V90H145V89H148V88ZM181 87V86H180ZM234 87V88H235ZM77 88V87H76ZM130 88V89H129ZM137 88V89H136ZM140 88V89H139ZM145 88V89H144ZM152 88H154L155 89V91H159V93H157V92H154L153 90H152ZM183 88V87H182ZM216 88V87H215ZM219 88V87H218ZM218 88H216V89H210V90H212L213 91V93L212 92H210L209 93V100H208V98H207V100L208 101H210V100H215L214 102L213 101H211L210 102V104H211V106H212V108H214V109H220L219 107H221L222 108V104L220 103L221 102V100H220V98H219V89ZM233 88V87H232ZM252 88H253V91H252ZM93 89V88H92ZM103 91H102V90ZM105 89V90H104ZM114 89V90H113ZM141 89H142V91H141ZM184 90H185V88H183ZM136 90H137V94H133V93H135L136 92ZM140 90V91H139ZM184 90H182V91H184ZM56 91V90H55ZM108 91V92H107ZM112 91V92H111ZM130 91V92H129ZM135 91V92H134ZM147 92V93H144V92ZM178 92V94L179 93H181V94H183L184 92ZM214 91H218L217 93L218 94H216V92H214ZM56 92H58V91H56ZM97 92V93H96ZM103 92H104V94H103ZM155 94H154V93ZM177 92H175V93H177ZM226 92V93H225ZM225 92H223L222 94H223V96L225 97L224 99H225V101L227 100V102H225L226 104H225V107H226V110H229L230 111V107L232 108V110H238V108L240 109V107H241V104L239 105V103H238V100L236 99V100H231V99H233V98H235V95H233V96H231L230 94L231 93H233V90L232 91H230L229 93L227 92V91H225ZM242 92V90H239V92L238 93H241ZM114 93V94H113ZM128 93H130V94H128ZM139 93H141V95H139V97H137L138 96V94ZM153 95H152V94ZM208 93V92H207ZM212 93V94H211ZM214 93L216 94V96H217V98H216V96L214 95ZM225 93V94H224ZM58 94L60 95V97H61V103H62V105L65 107V108H70L71 107V105H72V103H73V99H74V96L73 95H71L70 96V99H71V102H64V100H63V95L61 94V93H59L58 92ZM74 94V93H73ZM142 94H144V95H142ZM150 94H151V96H150ZM177 94V95H178ZM221 94V95H222ZM228 94V95H227ZM261 94V95H260ZM37 95H38V97H37ZM111 95V96H110ZM129 95V96H128ZM130 95H131V99H129L130 98ZM136 96V98H134L135 96ZM147 95V96H146ZM185 95V94H184ZM213 95L215 96L214 97V99L212 98L213 97ZM227 95V96H226ZM45 96H47L45 99V101H44V99H43V103H39L40 102V100L42 101V99L41 98H44ZM73 96V97H72ZM98 96V97H97ZM119 96H120V98H119ZM142 96H144V98H142ZM149 96H150V98H149ZM210 96H211V98H210ZM255 96V97H254ZM262 96V97H261ZM109 97H118L119 98V103L118 104H113L112 106H111V109L110 110H108L109 108L105 105V101L109 98ZM129 97V98H128ZM227 97V98H226ZM261 97V98H260ZM40 99V100H38V99ZM99 98V99H98ZM121 98H122V100H121ZM156 98H159V100H157ZM191 98H192V96H191ZM216 98V99H215ZM26 100V102H23V100ZM98 99V100H97ZM134 99H136V100H134ZM148 99H150V102H149V100ZM154 99H156V100H154ZM193 100H191V102H193V103H195L196 102V100H195V98H192ZM28 100V101H27ZM38 102H37V101ZM101 101V103H100V101ZM134 100V105L135 106H137V104L139 105V106H137V107H135L134 105H133V103H132V101ZM140 100H142L141 102H140ZM154 100V101H153ZM220 100V101H219ZM162 103H161V102ZM164 101V102H163ZM168 101H169V104H168ZM235 101L237 102L236 104H235ZM263 101V102H262ZM121 102H125L124 104L123 103H121ZM142 102H143V104H142ZM156 104H155V103ZM233 102V103H232ZM259 102V103H258ZM23 103H25L26 105H24ZM27 103H29V104H31V106L29 105V104H27ZM34 103V104H33ZM52 103H56V101L55 100H53L52 101ZM65 103V104H64ZM99 103V104H98ZM132 103V104H131ZM161 103V104H160ZM168 105H167V104ZM232 103V104H231ZM253 103V104H252ZM22 104L24 105V106H22ZM143 105L142 107L140 106V105ZM166 104V105H165ZM173 104V103H172ZM231 104V105H230ZM255 104V105H254ZM257 104H258V106H257ZM1 105V104H0ZM21 105V106H20ZM32 105H33V108L35 109H32V108H30V107H32ZM38 105V106H37ZM45 105V106H44ZM97 105V106H96ZM131 107H130V106ZM161 105V106H160ZM164 105V106H163ZM197 105H201L200 107L199 106H196V105H194V106H196V107H198V110H197V112H199L198 114V119L197 120H199V122H198V125H197V123L195 124L196 126H201L202 125V121L199 119V116H200V114H205V116H207L206 114H207V112H203V113H201L202 111L201 110H203L202 109V105L203 104H200V103H198ZM227 105V106H226ZM27 106V107H26ZM30 106V107H29ZM47 106V107H46ZM95 106V107H94ZM99 106H101L102 108H100ZM148 106H150L149 107V111H148ZM154 106H156V107H154ZM165 106H167V107H165ZM180 106H181V103H180ZM218 106V107H217ZM229 106V107H228ZM264 106V105H263ZM17 107H19V108H17ZM22 107V108H21ZM46 107V108H45ZM98 107V108H97ZM135 107V108H134ZM143 109V111H142V109ZM161 107H163V110L161 109ZM179 107V105L177 106V108ZM229 109H228V108ZM238 107V108H237ZM257 107V108H256ZM6 108V107H5ZM25 110H24V109ZM28 108H30L29 110H27ZM45 108V109H44ZM104 108V109H103ZM123 108H125L124 109V112L125 113H123ZM127 108H132L131 110L130 109H127ZM134 108V109H133ZM138 110H137V109ZM140 108V109H139ZM155 108V109H154ZM166 108V109H165ZM173 108V109H172ZM180 108H182V106L180 107ZM199 108H201V109H199ZM203 108H204V106H203ZM258 108H259V110H258ZM43 109V110H42ZM46 109H47V111H46ZM95 109V110H94ZM147 109V110H146ZM205 109H206V107H205ZM225 109V108H224ZM94 112H93V111ZM122 110V111H121ZM178 110H179V108H178ZM181 110V109H180ZM8 111L9 112H11V113H8ZM17 111V112H16ZM24 111V112H23ZM26 111V112H25ZM28 111H30V112H28ZM33 111V112H32ZM45 111V112H44ZM99 111V112H98ZM138 111H139V113H138ZM141 111V112H140ZM149 112V114L147 113H145V112ZM156 111V112H155ZM171 112V114H170V112ZM173 111V112H172ZM188 111V110H187ZM201 111V112H200ZM205 111V110H204ZM21 112H23L22 114H21ZM37 112H38V114H37ZM42 112V113H41ZM91 112V113H90ZM127 112V113H126ZM155 114H154V113ZM169 114H168V113ZM181 112V111H180ZM186 112V111H185ZM26 113V114H25ZM30 113V114H29ZM98 113V114H97ZM176 113H177V111H176ZM179 113V112H178ZM190 112L188 111V114H189ZM9 114V115H8ZM11 114L13 115L12 117H11ZM28 114V115H27ZM42 114V115H41ZM94 114L96 115V116H98V117H96V116H94ZM100 114V115H99ZM103 114V115H102ZM123 114H125V115H123ZM154 114V115H153ZM163 114V115H162ZM173 114H174V116H173ZM233 114H234V112H233ZM26 115V116H25ZM36 115V116H35ZM146 115H148V116H146ZM166 115V116H165ZM169 115V116H168ZM196 115H197V113H196ZM89 116H91V121H90V124L88 123V118H89ZM127 116V117H126ZM171 116L172 117H174V119L172 118L171 119ZM182 116V117H181ZM218 116V115H217ZM19 117V118H18ZM26 117V118H25ZM32 117V118H31ZM37 117V118H36ZM38 117H39V119H38ZM132 117V118H131ZM165 117V118H164ZM186 117V116H185ZM225 116L223 115V118H221V119H219V121H218V119H216V121H217V123H219V124H217V128H215V132L216 133H219L221 130H222V133H219V134H216V133H212V130L211 131H209L208 129L205 131V132H208V133H210V135H211V133H212V135H211V137H212V139L210 140V135L208 134V133H206V134H208L209 136H207L206 138H205V140L207 141V143H211V146H213V149H215L214 151H215V155H216V157H215V162L216 163H219L220 164V167H221V165H223L222 164V162L224 161V162H226L225 160L227 159V162L228 163H226V165L225 166H227L225 169L226 170H224V172H225V175L226 174H228V181L227 182H229L230 181V178H231V176H232V174H231V170H232V167H236V168H238L240 171H241V173H242V175L243 176H241V178L242 177H244V176H246L247 175V173H248V170H249V168H251L253 165L251 164L250 165V167L249 168H246V162H245V164H243L244 163V160L241 158L242 156H246V153H247V155L249 154V153H258V154H256L255 156H254V158H252L253 160H256L255 162H257V163H260V165H262V167H264V165L261 163L262 162V151H264V144H262L261 143V141H260V139L259 138H257V142L259 141V143H258V146H256V147H254V145H251L250 144V140H247V137L246 136H241V138H244L245 137V139L247 140L246 141V143L247 142H249V143H247V145H246V148H245V151L243 150V149H240V151H239V154L242 152V150L245 152H242V154L243 155H241L240 156V158H239V156H236V150L235 149H233V145H232V142H234L235 141V139H238V136H240V135H237V133H234L233 132V129H230V128H232L231 127V125H228V123L229 122H226V120H225V118H224ZM22 118V119H21ZM24 118V119H23ZM31 118V119H30ZM217 118V117H216ZM6 119V120H5ZM18 119H19V122H18ZM168 119V120H167ZM180 121H179V120ZM195 119V118H194ZM20 120H22L21 122H20ZM29 120V121H28ZM69 120V121H68ZM73 120V121H72ZM124 120V121H123ZM143 120V121H142ZM166 120V121H165ZM174 120V121H173ZM6 121V122H5ZM26 121V123H24ZM31 121V122H30ZM179 121V122H178ZM185 121V122H184ZM196 121V120H195ZM23 122V123H22ZM29 122V123H28ZM71 122V123H70ZM81 122H83V124L84 125H88L87 127H88V130L87 131H85V127L84 126H82V124H81ZM119 122V123H118ZM175 122V123H174ZM176 122H178V123H176ZM183 122V123H182ZM226 122V123H225ZM11 123H12V125H11ZM20 124L21 123V125H23L22 127H23V131H25V132H23V134L22 133H20V132H18L19 131V126H18V124ZM28 123V124H27ZM173 123V125L174 124H176V125H174L173 127L175 128H173L172 129V124ZM185 123V124H184ZM199 123L201 124V125H199ZM251 123V124H252ZM30 124V125H29ZM32 124V125H31ZM126 124V125H125ZM140 124V125H139ZM144 124V125H143ZM148 124H152L151 126L149 125L148 126ZM233 124V123H232ZM248 124H250V123H248ZM20 125V126H21ZM52 125V126H51ZM93 125H94V127H93ZM154 125V126H153ZM177 125H179V127L177 126ZM181 125V126H180ZM223 125H225V126H223ZM12 126H14V127H12ZM132 126V128L131 129H134V130H131L130 129V127ZM153 126V127H152ZM168 126H170V127H168ZM176 126H177V129H179V130H177L176 129ZM184 126V127H183ZM9 127H12V128H9ZM18 127V128H17ZM52 127H53V129H52ZM78 127V128H77ZM134 127V128H133ZM150 127V128H149ZM14 128V129H13ZM29 130H27V129ZM69 128H70V130H69ZM113 128V129H112ZM125 128H128L129 129V132H132L133 134H130V133H128V130H126ZM10 131H9V130ZM12 129V130H11ZM17 130V132H18V134L19 135H17L16 134V130ZM26 129V130H25ZM137 129V130H136ZM218 129H220V130H218ZM13 130H15L14 132H13ZM54 130V131H53ZM144 130V131H143ZM175 130V131H174ZM219 132H218V131ZM28 131V132H27ZM64 131V132H63ZM69 133H68V132ZM155 131V132H154ZM27 132V133H26ZM45 132V133H44ZM74 132V133H73ZM82 132V133H81ZM85 132V133H84ZM157 132V133H156ZM214 132V131H213ZM10 133H12V134H10ZM49 133H51L50 135H49ZM77 133V134H76ZM124 133V134H123ZM28 134V135H27ZM31 134V135H30ZM42 134V135H41ZM76 134V135H75ZM82 134V135H81ZM125 134H127V135H125ZM134 134L136 135L135 137H134ZM139 134H141V135H139ZM206 134L204 135V136H206ZM214 134L216 135L215 137H213L214 136ZM16 135V136H15ZM30 135V136H29ZM41 135V137L39 138V141H37L36 139V137H39ZM48 135H49V137H48ZM67 135V136H66ZM74 135V136H73ZM84 135V136H83ZM107 135V136H106ZM123 135H125L124 137H123ZM130 135H131V137H130ZM132 135H133V137H132ZM217 135H219V136H217ZM34 136H35V138H34ZM116 137L117 138V140H118V137H120L119 138V140H120V142H122V144H124L125 143V141H126V139L127 138H133L134 140H132V139H130V142L128 143L127 141H128V139H127V141H126V143H128V144H126L127 146H123L121 143H119L118 141V144H121L120 146H119V148L122 150V154H119V153H121V150L118 148V144L117 143H115L116 142V139L114 138V137ZM146 136V137H145ZM156 136H158L157 137V140H156ZM176 136V137H177ZM227 136H229V137H227ZM26 137V138H25ZM29 137V138H28ZM49 139H48V138ZM76 137V138H75ZM80 137V138H79ZM122 137L124 138V139H122ZM162 139H161V138ZM234 137V138H233ZM47 138V139H46ZM107 138V139H106ZM138 138V139H137ZM148 138V139H147ZM158 138H160L159 140L160 141H158ZM220 138V139H219ZM228 138V139H227ZM233 138V139H232ZM32 139V140H31ZM35 139V140H34ZM59 139V140H58ZM63 139V140H62ZM106 139V140H105ZM124 141H122V140ZM136 139V140H135ZM152 139V140H151ZM183 139V136L181 137V139L180 140H182ZM204 138L202 137V140H203ZM214 139V140H213ZM30 140V141H29ZM62 140V141H61ZM114 142H112V141ZM155 140L157 141V142H159V143H157L156 144V142H155ZM164 140V141H163ZM205 140H203V142L205 141ZM233 140V141H232ZM32 141L34 142V143H32ZM37 141V142H36ZM65 141V142H64ZM206 141L204 142V143H206ZM212 141V142H211ZM202 141H201V143H203ZM236 142V143H235ZM234 143L235 144H237L238 142H237V140L235 141ZM38 143V145H36ZM79 143V144H78ZM150 143H151V145H150ZM192 143H194V142H192ZM44 144V145H43ZM109 144V145H108ZM173 145H174V151H177V152H179V153H181V155L183 154V159L184 160H188V154H187V152H183L181 149V147H179L178 146V144H179V142L177 141H175L174 143H172ZM231 144V145H230ZM36 145V146H35ZM104 147H103V146ZM114 145H115V148H114ZM117 145V146H116ZM129 145V146H128ZM200 145H202V144H200ZM226 145V146H225ZM33 146V147H32ZM151 146V147H150ZM176 146V147H175ZM4 147V146H3ZM3 147H1V149L3 148ZM131 147H133V155L136 153L137 154V157L138 158H136V154L134 155L135 156V158H134V156L132 155V148ZM139 147H140V149H139ZM178 147V148H177ZM200 147V146H199ZM252 147H253V149H252ZM124 148V149H123ZM179 148H181L180 150H179ZM94 149V150H93ZM114 149V150H113ZM116 149V150H115ZM117 149L118 150H120V151H117ZM129 151H127V150ZM201 150L200 148H197V150ZM259 149H260V151H259ZM39 150V151H38ZM105 150V151H104ZM107 150V151H106ZM123 150H125V151H123ZM135 150H136V152H135ZM139 152H138V151ZM148 150V151H147ZM198 150V151H199ZM252 150V151H251ZM256 150H258V151H256ZM43 151V152H42ZM61 151V152H60ZM84 151V152H83ZM126 151L129 153H126ZM152 151V152H151ZM153 151H154V153H153ZM181 151V152H180ZM234 151V152H233ZM247 151V152H246ZM250 151V152H249ZM43 154H42V153ZM92 152V153H91ZM114 152H115V154H114ZM119 152V153H118ZM123 152H125V153H123ZM138 152V153H137ZM155 152H157L158 154H155ZM201 152V151H200ZM200 152H198V155H199V153ZM226 152V153H225ZM37 153V154H36ZM41 153V154H40ZM46 153H47V155H46ZM59 153V154H58ZM108 153V154H107ZM117 153V154H116ZM45 154V155H44ZM124 154H125V156H126V158H125V156H124ZM127 154V155H126ZM187 156V157H185V155ZM74 155V156H73ZM10 156V157H9ZM130 156V157H129ZM153 158H152V157ZM199 156H200V158H199ZM198 157H197V159L195 160V166L196 167H199L200 166V164L198 163V161H200V159H202V156H201V154L199 155ZM257 156V157H256ZM260 156H261V159H260ZM40 157V158H39ZM125 159H127V160H125ZM139 157H141V160H137L136 162H134L136 159H139ZM253 157V156H252ZM0 158V159H1ZM13 158V159H12ZM93 158V159H92ZM128 158H130V159H128ZM151 158V159H150ZM159 158V160H158V162H156V159H158ZM231 158V159H230ZM120 159V160H119ZM153 159H154V161H153ZM237 159V160H236ZM6 160H9V161H6ZM45 161V162H43V161ZM49 161V162H47V163H49L50 164V162L51 161H53L52 163H51V165L52 164H54L53 165V167H54V169H55V171H54V169L52 168V166H50L51 167V169L49 168V167H45V166H49V165H46L47 163H46V161ZM111 160V161H110ZM113 160V161H112ZM114 160H115V164H116V162H117V164L115 165V164H113L114 166L112 167V163L114 162ZM117 160H119V161H117ZM124 161V163L123 162H121V161ZM152 160V161H151ZM217 160V161H216ZM243 160V161H242ZM250 159H248V161H249ZM259 160V161H258ZM38 161H40L39 163H38ZM78 161V162H77ZM130 161V162H129ZM138 161H139V165H137L138 164ZM141 161V162H140ZM152 163H151V162ZM160 161V162H159ZM196 161H197V163H196ZM230 161H231V163H230ZM9 162V163H8ZM45 163V165L43 166V163ZM111 162V163H110ZM118 162L120 163V164H118ZM149 162V163H148ZM154 162V163H153ZM11 163V164H10ZM32 163V164H31ZM75 163V164H74ZM122 163L124 164V165H122ZM127 163H130V165H128ZM135 163V164H134ZM141 163H143V166H141ZM159 163V164H158ZM163 163V164H162ZM200 163H201V161H200ZM257 163L256 164H254L255 166H257ZM40 164V165H39ZM102 164V165H101ZM146 164V165H145ZM198 164V165H197ZM202 164H204L205 165V163L204 162H202ZM234 164V165H233ZM241 164V165H240ZM21 167H20V166ZM111 165V166H110ZM120 165H122V167L120 166ZM150 165V166H149ZM155 165V166H154ZM157 165V166H156ZM160 165H162V168H156V167H160ZM164 165H165V167H164ZM204 165H202V168H201V166H200V168L203 170V166ZM243 165H245V166H243ZM25 166H28L27 168H25ZM32 166H34L33 167V170L32 169H30V168H32ZM36 166V167H35ZM39 166L41 167V168H39ZM56 166V167H55ZM64 166V167H63ZM100 166V167H99ZM108 166V167H107ZM116 166V167H115ZM139 166V167H138ZM141 166V167H140ZM145 166V167H144ZM151 166H153V167H151ZM194 166V167H195ZM206 166V165H205ZM232 166V167H231ZM9 167V168H8ZM14 167V168H13ZM44 167H45V169L46 168H49L48 169V171H52L53 170V172H50V174L52 175V177H50L47 173H43V171H47V169L45 170L44 169ZM61 167V168H60ZM86 167V168H85ZM150 167V168H149ZM229 167H231V169H228L227 170V168H229ZM75 168V169H74ZM111 168V169H110ZM114 168H116V169H114ZM122 169V170H119V169ZM128 168V169H127ZM146 168V169H145ZM199 168V169H200ZM205 168H207V167H205ZM242 168V169H241ZM245 168V169H244ZM2 169V170H1ZM10 169V170H9ZM13 171H12V170ZM38 169V170H37ZM62 169V170H61ZM77 169H79V170H77ZM115 170V173H116V171L118 170V172L119 171H121V174H123V176L121 175V177L123 178V181L121 182V181H119V180H122V178L120 177V172L118 173V175H117V173H116V175H115V173H114V170ZM141 169V171H139ZM160 169H162L163 171H160ZM196 169H198V168H196ZM8 170H9V172H8ZM61 170V171H60ZM83 170V171H82ZM102 170H104L102 173L105 175H103L102 173H101V171ZM113 170V171H112ZM125 170V171H124ZM132 170V171H131ZM155 170H157V171H154ZM195 170V169H194ZM207 171H205V170H203L204 172H207L208 173V169H206ZM16 171V172H15ZM23 171L25 172H27V174H26V172L25 173H23ZM41 171V173H40V175H44V177L43 178H41L40 179V175L38 174L37 175V173H39ZM47 171V172H48ZM75 171V172H74ZM109 171V172H108ZM111 171H112V173L115 175H113V176H111L110 174H111ZM127 171V172H126ZM128 171H130L129 173H128ZM148 173V174H150V175H148V176H146V172ZM151 171V172H150ZM159 171V172H158ZM167 171H168V173H167ZM198 171V170H197ZM3 172V173H2ZM8 172V173H7ZM93 172V173H92ZM126 172V173H125ZM153 172V173H152ZM201 172V171H200ZM210 172V171H209ZM228 172V173H227ZM36 173V174H35ZM56 173V175H54ZM73 173V174H72ZM96 174V176H95V174ZM129 174V176L127 175H125V174ZM154 173H155V177H154ZM164 173V177L163 178H161ZM206 173V174H207ZM245 173V174H244ZM12 174V175H11ZM71 174V175H70ZM98 174V175H97ZM144 174H145V176L147 177V184L145 183L144 184V182H146L145 180H144V178H146V177H144ZM158 174H161V175H158ZM206 174H204V179H201V181L200 182H202V185L201 184H199L200 186H202V187H204V186H206V187H204V189L202 188V187H200V186H198V188H197V191H198V189H200V191H203V192H200V193H202V195H203V199H205V197H206V202H205V204L207 205V202H208V204L209 205H207L208 207H207V211H208V209H210V208H212L213 209V211H215L216 209L217 210H219V209H221V207H219V206H221L222 205V208L223 209H225L224 207L227 205H225L224 207H223V202H225V203H228L229 201H231L232 199H230L229 201H228V199L229 198H233V197H229V196H227V195H225L224 196V194H222L219 190H220V188H219V185L218 184H216L215 185V183H217V182H215L214 181V177L212 178V176H213V174L212 175H206ZM229 174H231V175H229ZM23 175V176H22ZM32 175H34V176H32ZM59 175V176H58ZM108 175V177H109V179H108V177H106ZM130 175H132V176H134V178H135V176H136V178L134 179L132 176H130ZM158 175V176H157ZM165 175H167V176H165ZM208 176L206 179L208 180V181H206V179H205V177L206 176ZM224 175V174H223ZM13 176V177H12ZM31 176V177H30ZM56 176V177H55ZM98 176H101L100 178L98 177ZM117 176V177H116ZM119 176V177H118ZM126 176V177H125ZM153 176V177H152ZM30 177V178H29ZM51 179H50V178ZM58 177V178H57ZM60 177V178H59ZM103 177V178H102ZM104 177H106V179L104 178ZM112 177V178H111ZM116 177V178H115ZM131 177V178H130ZM149 177V178H148ZM158 177V178H157ZM210 177V178H209ZM19 178V179H18ZM22 178V179H21ZM36 179V182H35V179ZM37 178H39V180L40 181H38V179ZM44 178L46 179L47 178V180H45L44 182H45V185L49 182V183H51L49 180H51L52 181V178H53V180H54V182H52V184L53 183H57V185H59L61 182H63L62 180H66L67 178H68V180H66L65 182H63V183H65L64 185H63V183H62V186H58V189H54L53 187H56L55 185H50L49 186V184L48 185H46L45 187L47 188V186L49 187V189H47L46 190V192H49V191H51L52 189V194L54 195V193H55V195L52 197L53 199H51V197H50V199L51 200H49V199H47V198H45L47 201H46V203H47V207H52L53 208V206L55 207V208H50V209H48V208H46L45 206H43L44 204H46V203H44V201H43V199H42V204H41V200L39 201V199H38V201L35 199V198H32L31 197V195L33 196V194L36 192V194H34V196H36V198L38 197V194H39V191L41 192L40 194H39V197L45 192L44 190H45V187H43V184L44 183H42L43 181H42V179L44 180ZM89 178V179H88ZM94 178V179H93ZM98 178H99V181H98ZM129 178V179H128ZM151 178V179H150ZM153 178H155V179H153ZM172 178V179H171ZM213 179V181H212V179ZM101 179H103V181H102V184L104 185V187H106V185L108 186V184L110 183V185L112 184V182H114V181H119L118 183H119V187L117 186V182H115V184L113 183L112 185H114V186H108V187H106V191H108V192H106L105 191V189H104V187H102V184L100 185L99 184V182L101 181ZM104 179H105V181H104ZM110 179H111V181H110ZM114 179V180H113ZM149 179V180H148ZM211 179V180H210ZM31 180V181H30ZM59 180V181H58ZM74 180V181H73ZM84 180V181H83ZM130 180V181H129ZM135 180V181H134ZM140 180H142V181H140ZM154 180V181H153ZM167 180V181H166ZM172 180V181H171ZM203 180H205V181H203ZM6 181V182H5ZM61 181V182H60ZM150 181H152V182H150ZM160 181H161V183L163 184V185H165L164 187H161V186H163V185H161V183H160ZM163 181V182H162ZM28 182V183H27ZM38 182V183H37ZM106 182V183H105ZM135 182V183H134ZM137 182H138V184H137ZM143 182V183H142ZM169 182V183H168ZM171 182V183H170ZM213 182V183H212ZM10 183V184H9ZM36 183V184H35ZM40 183V184H39ZM42 183V184H41ZM81 183H82V185H81ZM127 183V184H126ZM131 185H130V184ZM132 183H133V186H132ZM155 183V184H154ZM209 183V184H208ZM212 183V184H211ZM230 183V184H229ZM229 183H227L228 185V187L231 185L232 187H234V190L232 189V193L234 192V191H238V184H237V186H234L235 185V182H234V184H233V181L231 180ZM8 184V185H7ZM17 184V185H16ZM34 184V185H33ZM37 184H39V185H41V186H39V185H37ZM140 184V185H139ZM149 184V185H148ZM154 184V185H153ZM204 184V185H203ZM207 184V185H206ZM243 186H242V184H241V186H242V188H246V189H248V187H250V189H248V190H251L250 192H248V190H247V195H248V197L250 196V198L252 199V200H254V202H256L259 198L261 199V207H264V182L260 185V186H257L256 185V187H252V186H250V185H247V184H245L244 182H243ZM125 185V186H124ZM139 185V186H138ZM144 186V187H141V186ZM147 185V186H146ZM152 185V186H151ZM170 185H172V186H170ZM176 185V184H175ZM246 185V186H245ZM255 185V184H254ZM10 186H12V187H10ZM42 187V189L41 188H39V187ZM52 186V187H51ZM79 186V187H78ZM80 186H82V188L80 187ZM88 186V187H87ZM128 186H129V188H128ZM132 186V187H131ZM152 188H151V187ZM169 186V187H168ZM209 186V187H208ZM213 186V187H212ZM217 186V187H216ZM230 186V187H231ZM4 187V190L6 191V192H8V193H6V192H4V190L3 189H1V188H3ZM6 187V188H5ZM13 187H18L20 190H21V192L27 197V198H25V196H23V199L21 200V201H18V198L16 199V197H18V196H16L15 198L13 197V199H10L9 200V198H11L12 197V195H13V190L11 189V188H13ZM35 188V190H33V191H35V192H33L32 191V189L33 188ZM38 187V188H37ZM62 187H64V189L62 188ZM135 189H134V188ZM140 187V188H139ZM146 187H147V189H146ZM159 187H160V189H159ZM208 187V188H207ZM32 188V189H31ZM36 188L37 189H39V190H36ZM52 188V189H51ZM79 188V189H78ZM86 190V191H84V189ZM102 188V189H101ZM112 188V189H111ZM118 188V189H117ZM137 188V189H136ZM141 188H143V189H141ZM149 188H151V191H149L150 189ZM166 188V189H165ZM236 188H238V189H236ZM252 188L254 189V190H252ZM9 189V190H8ZM31 189V190H30ZM60 189H63L62 191H63V194L62 193H59V191H61ZM104 189V190H103ZM147 191V192H145L144 193V191L145 190ZM164 189V190H163ZM171 189L173 190V192L171 191ZM207 189V190H206ZM212 189V190H211ZM231 189V188H230ZM236 189V190H235ZM49 190V191H48ZM55 190H57V191H55ZM69 190V191H68ZM115 190V191H116ZM138 190V191H137ZM153 190V191H152ZM161 190V191H160ZM168 190H170L169 191V193L168 194H164V193H166V192H168ZM27 191H32L31 193L30 192H27ZM43 191V192H42ZM61 191V192H62ZM71 191V192H70ZM75 191V192H74ZM87 191H89V193H90V195L92 196V197H89V196H84L85 195V192H87ZM112 191V194H110L109 192H111ZM158 191H160L159 193H158ZM166 191V192H165ZM4 192V193H3ZM10 192H11V194H10ZM25 192H27V193H25ZM45 192V193H46ZM51 192H49V195L51 194ZM57 192L59 193V196H56L57 195ZM70 192V193H69ZM84 192V193H83ZM102 192V193H101ZM148 192H153V193H155L154 195H153V193H152V195H150ZM171 192L173 193V194H171ZM199 192V191H198ZM217 192L219 193H221V196L224 198V199H227L226 201H228V202H226L224 199L222 200V198L221 199H217V197H220V194L218 195L217 194ZM255 192V193H254ZM6 193V194H5ZM21 193V194H22ZM45 193L43 194L44 196H46L45 195ZM69 193V194H68ZM100 193V194H99ZM108 194V195H105V194ZM147 193H148V196H147ZM262 193V194H261ZM1 194L2 195H4V197L3 196H1ZM8 194H10L11 195V197H10V195L8 196ZM47 194V193H46ZM51 194V195H52ZM61 194V195H60ZM74 194H75V198H74ZM97 194V195H96ZM103 194V195H102ZM144 194H146V195H144ZM64 195V196H63ZM66 195V196H65ZM143 195H144V197L146 198V200H148V202H146L145 200H144V197H143ZM165 195V196H164ZM172 195V196H171ZM212 195V196H211ZM262 195V196H261ZM33 196V197H34ZM48 196V195H47ZM61 196H63V197H61ZM156 196V197H155ZM168 196V197H167ZM215 196V197H214ZM226 196H227V198H226ZM2 197V198H1ZM55 197H56V199H58L59 198V200H58V202L60 201L61 202V198H63L62 199V202L64 203V201H66V203H65V206H67V207H64V204H59L60 206H61V209L59 210V205H58V207H56L55 205H57L56 204V202H57V200H55V201H53L54 199H55ZM93 197H95V198H93ZM103 197V198H102ZM105 197H108V198H110V200L109 199H105ZM149 197L151 198V199H153V200H151V199H149ZM162 197H163V199H162ZM166 199H165V198ZM171 197V198H170ZM195 198H197V196H194ZM6 198V199H5ZM28 198H29V200H28ZM48 198H49V196H48ZM66 198H68L67 200H66ZM91 198H93V200L91 199ZM100 198V199H99ZM141 198V199H140ZM155 198V199H154ZM194 198V199H195ZM208 198V199H207ZM209 198H211V201H210V199ZM214 198V199H213ZM216 198V199H215ZM2 199V200H1ZM6 200V201H4V200ZM8 199V200H7ZM25 199H27V200H25ZM31 199V200H30ZM32 199H35L36 201H34V200H32ZM40 199H41V197H40ZM69 199H70V201H69ZM74 199V200H73ZM84 199V200H83ZM91 199V200H90ZM168 199H170V200H168ZM234 199V198H233ZM83 200V201H82ZM90 200V201H89ZM96 200V201H95ZM111 201V202H108V201ZM156 200V201H155ZM168 201V202H170V204L169 205H167V210L165 211V205L168 203H165V204H163L162 206V208H159L158 209V207H160L161 205L160 204H162V203H164V202H162V201ZM204 200V201H205ZM208 200V201H207ZM215 200V202H213ZM221 201L222 200V203H221V205H218V204H220V203H218V201ZM14 201V202H13ZM16 201L19 203H16ZM24 201V202H23ZM26 201H28L27 202V204H26V206H27V208H26V206H24V203H26ZM33 201H34V203L35 202H38L37 203V205H35L34 203H33ZM53 201V202H52ZM69 201V202H68ZM95 201V202H94ZM160 201V202H159ZM172 201V202H171ZM219 201V202H220ZM236 201V202H235ZM20 202L23 204V205H21L20 204ZM67 202H68V205H66L67 204ZM81 202V203H80ZM93 202H94V204H93ZM99 204H98V203ZM107 202H108V205H107ZM144 202H146V203H144ZM152 202V204H150ZM215 204L216 202V204L215 205H213V203ZM234 202V203H233ZM230 205H232V206H235V208H233V207H231V206H229V207H231V208H227L228 209V211L226 212H223V213H221V212H219V211H215V213L216 212H219V213H221V216L222 217H224V218H222L218 213H216V214H218V215H216V214H214V212L211 214V212H207L206 210H204V211H206V213L207 214H205V213H203L204 215H205V217H206V221L204 222V219H202V218H199L200 217V215H201V213H202V211H203V209L204 208H206V206L204 205L203 206V208H201L200 206H198V205H196V207L198 206L199 208H201L198 212H196V213H200L199 214V217H198V215H196V214H194V212L196 211V208H194L195 210H193L194 212H193V221L192 222H194V221H196V222H194V224L196 223V225H198V223H199V225H198V230L199 231H202V230H206V227L208 228V230H209V232H214V233H216V231H218V232H220L222 229H225V227L227 228L228 226H229V221H226V220H224L225 219V217L229 214L228 212L229 211H232V209H233V213L238 209L237 207L239 206V202H238V200H236V199H234V201H233ZM8 203V204H7ZM11 203H13V204H11ZM16 203V205L15 206H12L11 207V205H14ZM32 203V204H31ZM156 203V204H155ZM236 203V204H235ZM4 204H6V206L4 205ZM33 205V207H31L30 208V206L31 205ZM111 204V205H110ZM125 204H127V207H126V209H128L129 208V204H128V202L126 201L125 202ZM234 204V205H233ZM23 206L24 208H19V206ZM62 205H63V209H62ZM81 205V206H80ZM83 205H85V206H83ZM91 205H93V207L91 206ZM94 205H97L98 207H96V206H94ZM107 205V206H106ZM111 207H110V206ZM172 205V207H170ZM210 205H212V207H210ZM229 205V204H228ZM11 207V209H10V207ZM20 206V207H21ZM34 206H38V207H44L43 208V213H45V211H46V215H43V217L41 216V212H40V210H42V209H40V208H34ZM80 206V207H79ZM86 206H88V207H86ZM9 207V208H8ZM84 207V208H83ZM91 207H92V209H91ZM100 207V208H99ZM104 207V208H103ZM168 207H170V208H168ZM197 207V208H198ZM14 208L17 210V209H20V211H21V213L20 212H18L19 210H17V211H15L14 210ZM34 208V209H33ZM56 208L58 209L57 211H56ZM65 208H67L66 210H65ZM71 208V209H70ZM81 208V209H80ZM98 208V209H97ZM102 208H103V210H102ZM198 208V209H199ZM215 208V209H214ZM28 210V209H31V210H28L27 211V214H25L26 213V210ZM38 209V210H37ZM78 209V210H77ZM86 209V214H85V216H87V220L86 221H88L87 223H88V225H86V226H83L82 225V227H81V224L80 223H83V220L81 219V216H82V212H83V210H85ZM90 210V211H88V210ZM93 209H94V211H93ZM105 209V210H104ZM111 209V210H110ZM115 209V210H114ZM135 210H136V207L134 208ZM163 209V210H162ZM12 210V211H11ZM51 210H53L54 212L52 213V211ZM63 210V212H61ZM70 210V212L68 213L67 211H69ZM97 210V211H96ZM101 212H100V211ZM114 210V212H112ZM170 210L173 212V214H171L172 212H170ZM10 211H11V213L13 214H15V212H17L15 215L13 214H11L10 213ZM60 211V212H59ZM88 211V212H87ZM92 211V212H91ZM102 211H104V213L102 212ZM115 211H117V214H116V212ZM169 211V212H168ZM210 211V210H209ZM222 211V210H221ZM24 212V214L25 215H27V216H25L24 214H22ZM36 212V213H35ZM58 212V213H57ZM65 212V213H64ZM67 212V213H66ZM75 212V213H74ZM77 212V213H76ZM93 214V216H92V214ZM98 212V213H97ZM132 212V211H131ZM166 212H167V214H166ZM263 212V211H262ZM31 213H32V215H31ZM37 213H39L40 214V216H41V219H40V217H39V214H37ZM42 213V214H43ZM51 213H52V215L53 216H56V214L55 213H57L58 215L59 214H62V215H60V217H62L61 219H59L58 218V216H56V218L55 217H53L52 218V215H51ZM80 215H79V214ZM99 213H100V215H99ZM104 214L103 216H102V214ZM113 213V217L111 216V214ZM118 213H120V214H118ZM132 213H134V211L132 212ZM160 213V214H159ZM162 213V214H161ZM224 213H226V214H224ZM231 213V212H230ZM259 213H261V212H259ZM23 216H22V215ZM28 214H30V215H28ZM34 214V215H33ZM48 214H50V215H48ZM68 214V215H67ZM98 214V215H97ZM108 214H109V216H111V219H110V217L108 216ZM115 214V215H114ZM214 214V215H213ZM232 214V213H231ZM251 214V213H250ZM264 214V212L260 215V216H262ZM12 215V216H11ZM17 215H18V217H17ZM36 215H37V218H36ZM48 215V216H47ZM66 215V216H65ZM91 215V216H90ZM96 215L98 216V219H97V217H96ZM134 214H132V216H133ZM208 215V216H207ZM224 215V216H223ZM14 216H15V219L16 220H14ZM29 216V217H28ZM34 216V217H33ZM65 216V217H64ZM84 216V217H85ZM100 216H102V217H100ZM139 216V215H138ZM259 216V215H258ZM257 216V217H258ZM22 217H23V219H22ZM33 217V218H32ZM44 217H47V218H45V221L47 220V223L45 224L44 222L45 221H42V218H43V220H44ZM64 217V218H63ZM66 217L68 218V219H66ZM76 217V218H75ZM83 217V216H82ZM83 217V218H84ZM90 217V218H89ZM100 217V218H99ZM107 217H108V219H107ZM119 217V218H118ZM146 217V218H145ZM150 219H149V218ZM154 218V220L155 221H151V218ZM155 217H156V219H155ZM217 219H216V218ZM229 217V219L231 220V217L232 216H228ZM252 217H253V215H252ZM12 218V219H11ZM17 218L19 219V220H17ZM30 218V219H29ZM49 218V219H48ZM51 218H52V220H54V221H56V219L58 218L59 220H58V222H56V223H53V221L51 220ZM55 218V219H54ZM78 218H80V219H78ZM94 218V219H93ZM114 218V219H113ZM116 218H118V219H116ZM127 218V219H126ZM163 218H164V220H163ZM208 218H209V220H208ZM219 218V219H218ZM254 218H256V216H254ZM253 218V220L255 221V219ZM259 218H261V219H259ZM37 219V220H36ZM65 219V220H67L66 222H64L63 220ZM71 219V223H69L70 221H68V220H70ZM96 219V220H95ZM149 219V220H148ZM163 221H162V220ZM223 219V220H222ZM258 219L260 220V221H258ZM258 219H256L258 222H260L259 224L260 225H257V221H255V223H256V225H257V228H259V231H260V235L262 234V233H264L263 231H264V215L262 216V217H258ZM11 220H13V221H11ZM24 220V221H23ZM36 220V221H35ZM61 220V221H60ZM93 220H95L94 222H93ZM101 220H102V222H101ZM104 220V221H103ZM107 220V221H106ZM111 220V224L109 223V221ZM118 222H117V221ZM130 220V221H129ZM145 220V221H146ZM166 220V221H165ZM202 220V221H201ZM211 220V221H210ZM227 220H228V218H227ZM19 221V222H18ZM27 221H29L28 222V224H27ZM74 221V222H73ZM82 221V222H81ZM106 221V222H105ZM117 223H116V222ZM146 221V223H148ZM169 221V222H168ZM223 221V222H222ZM43 222V223H42ZM63 222H64V224H63ZM77 222H79L78 224H80V225H76V223ZM91 222V223H90ZM104 222V223H103ZM165 222V223H164ZM170 223L169 224V226H168V224L167 223ZM211 223L210 225L208 224V223ZM24 225H22V224ZM41 223H42V225H41ZM51 223V224H50ZM52 223L54 224V225H52ZM59 223H60V225H59ZM71 225V227H70V225ZM75 223V224H74ZM103 223V224H102ZM133 223V222H132ZM11 224V225H10ZM18 224H21L20 226H18ZM45 224V225H44ZM62 224V225H61ZM65 224L66 225H68V227L67 226H65ZM109 224V228L107 227V225ZM116 224H117V226H116ZM127 224V227L129 226ZM134 224V223H133ZM133 224H131V229L132 230H134V226H135V229H137V227H136V225H133ZM228 224V225H227ZM263 224V225H262ZM17 225V226H16ZM44 225V226H43ZM89 225H90V227H89ZM94 225V226H93ZM101 225V226H100ZM113 227H112V226ZM132 225H133V227H132ZM161 225H162V227H161ZM195 225V226H196ZM202 225V228L200 227ZM16 226V227H15ZM51 226V227H50ZM59 228H58V227ZM61 226H64V228L63 227H61ZM80 226V227H79ZM99 226V227H98ZM119 226V227H118ZM123 226V227H122ZM147 226V225H146ZM155 226H157V228H155ZM165 226V227H164ZM168 226V227H167ZM210 226V227H209ZM14 228V229H12V228ZM48 227H49V230H48ZM66 227H67V229L68 230H66ZM69 227L71 228V229H69ZM77 227H79V228H77ZM84 227H86V228H84ZM98 227V228H97ZM125 227V228H124ZM167 227V228H166ZM212 227H214L213 229H214V231H212L213 229H212ZM39 228V229H38ZM47 228V229H46ZM50 228H51V231L52 230H55V228H58V230L56 229L55 231H53L52 233H51V231H50ZM77 228V229H76ZM84 228V229H83ZM92 228H93V230H92ZM118 228V229H117ZM261 228H263V229H261ZM11 229V230H10ZM16 229V230H15ZM40 229H42V230H40ZM60 229V230H59ZM64 229V230H63ZM74 229H76V230H78V229H80V230H78V233L76 234V230H74ZM90 229V230H89ZM116 229V231H114ZM156 231H155V230ZM3 230V231H4ZM15 230V232H13V231ZM45 230V231H44ZM103 230V231H102ZM124 230V231H123ZM160 230V231H159ZM161 230H163L162 232H161ZM10 231H12L13 233H9ZM35 231V232H34ZM37 231V232H36ZM61 231H64V232H61ZM65 231H67V232H65ZM75 231V233H73ZM84 231V232H83ZM126 231H127V228H126ZM207 231V230H206ZM26 232H27V234H26ZM33 234H32V233ZM48 232H50V234L48 233ZM61 232V235L59 236V233ZM136 231H134V233H135ZM160 232V233H159ZM166 232V233H165ZM6 233H7V235H6ZM25 233V234H24ZM28 233H30V234H28ZM63 233H65L66 234V236L68 237V235H69V240H70V242L68 241V239H67V241L68 242H66V240H64L63 241V236L64 237H66L65 235H63ZM101 233V234H100ZM121 233H123V234H121ZM130 233H131V231H130ZM133 232L130 234V236L131 237H133L135 234H134ZM8 234H10V235H8ZM50 236H49V235ZM51 234H52V236H51ZM68 234V235H67ZM84 234L87 236H84ZM102 234H104L105 235V237L103 238L102 237ZM142 234H143V232H142ZM16 235H18L17 237H16ZM44 235V236H43ZM48 235V236H47ZM63 235V236H62ZM92 235H91V237H92ZM118 235V236H117ZM133 235V236H132ZM149 234H148V232H147V234H146V236H148ZM7 236H8V239L10 240H8L7 239ZM9 236H12L13 237V239H11L12 237H9ZM32 236V237H31ZM53 236H55V238L57 237V239H56V241H55V238L53 237ZM59 236V237H58ZM75 236V237H74ZM98 236H99V238H98ZM136 236V235H135ZM16 239H15V238ZM21 237V238H20ZM66 237V238H67ZM90 237V238H91ZM92 237V238H93ZM119 237V238H118ZM141 237V236H140ZM163 237V238H164ZM78 238L79 239H81V238H83V239H81V240H78ZM2 239V240H1ZM48 239V240H47ZM72 239V240H71ZM75 239V240H74ZM178 239H181V237L179 236V238ZM6 240H8L9 242V244H6L7 243V241ZM20 242H19V241ZM55 242H54V241ZM83 240V241H82ZM85 240V241H84ZM27 241V242H26ZM60 241H63L64 243H62V242H60ZM77 243H76V242ZM82 241V242H81ZM89 241V240H88ZM3 242V243H2ZM11 242V243H10ZM82 244H84V245H82ZM140 242H141V240H140ZM28 243V244H27ZM58 243V245H56ZM62 243V245H63V247H62V245H60ZM79 243L81 244L80 246H79ZM6 244V245H5ZM17 244V245H16ZM54 244V245H53ZM64 244H66V246L64 245ZM71 244V245H70ZM89 244V245H88ZM10 245V246H9ZM14 245V246H13ZM16 245V246H15ZM22 245V246H21ZM27 245V246H26ZM78 245V246H77ZM19 246V247H18ZM26 246V247H25ZM30 248H29V247ZM59 246H61L62 247V249L59 247ZM70 246V247H69ZM73 246V247H72ZM77 246V247H76ZM6 247H5V250H6ZM24 247H25V249H24ZM37 247H39V248H41L40 249V251H39V248H37ZM56 247H58V248H60L61 249V253H59L57 250H59L60 251V249H58V248H56ZM66 247H69L68 249H66ZM78 247H81V249H79ZM9 248V249H8ZM48 248V249H47ZM75 248H76V250H75ZM84 248V249H83ZM86 248V249H85ZM92 248V249H91ZM120 248H121V245H120ZM20 249H21V251H20ZM44 249V250H43ZM50 249H52V250H50ZM57 249V250H56ZM89 249V250H88ZM140 249V250H139ZM4 250V249H3ZM25 252H24V251ZM138 251V254H137V257L136 258H138V259H141V247H139L138 249H137ZM65 251V252H64ZM78 251V252H77ZM125 251V252H124ZM258 251V250H257ZM23 252V254H21V253ZM42 252V253H41ZM66 252H68L67 253V256H66ZM75 252H77V253H79V252H81V253H79V255L77 254V253H75ZM95 254V256L93 255V253ZM5 253V254H4ZM9 255H8V254ZM26 253V254H25ZM34 253V254H33ZM37 253V254H36ZM122 253H123V255H122ZM125 253V254H124ZM129 253V254H128ZM19 254V255H18ZM47 254V255H46ZM75 254V255H74ZM226 254V253H225ZM4 255V256H3ZM7 255V256H6ZM18 255V256H17ZM36 255V256H35ZM46 255V256H45ZM71 255V256H70ZM119 259L121 260V261H123L124 263L123 264H126V261L130 258V250L129 249H126L124 246H122V248H121V251L119 252ZM125 255V256H124ZM9 256V257H8ZM25 256V257H24ZM41 256V257H40ZM45 256V257H44ZM258 256V255H257ZM7 257V258H6ZM15 257V258H14ZM57 257V258H56ZM59 257V258H58ZM71 257V258H70ZM121 257V258H120ZM122 257H125V258H127V259H123ZM27 258V259H26ZM80 258V259H79ZM96 260H95V259ZM101 258H102V260H101ZM7 259V260H6ZM49 259V260H48ZM50 259H51V261H52V263H51V261H50ZM62 260H64V261H62ZM76 260V261H75ZM100 260V261H99ZM10 261V262H9ZM11 261H12V263H11ZM34 261V262H33ZM50 261V262H49ZM54 261V262H53ZM56 261V262H55ZM9 262V263H8ZM49 262V263H48ZM76 262V263H75ZM62 264V263H61Z\"/></svg>",
	"mask_w": 264,
	"mask_h": 264
},
{
	"label": "snow or ice",
	"instance_id": "snow-or-ice-1",
	"mask_svg": "<svg viewBox=\"0 0 264 264\" xmlns=\"http://www.w3.org/2000/svg\"><path fill=\"white\" fill-rule=\"evenodd\" d=\"M64 5H51L44 3H29L25 5H14L5 2V0H0V46L6 49L8 55L14 56L19 52V40L16 33L18 26L26 23H35L38 27L44 28L46 26V21L42 19L44 12L41 10L49 8H62ZM68 7H78L75 5H68ZM90 8L99 6H89ZM231 7L239 8L242 10L243 14L255 15V10L259 8L260 21L264 24V0H260V4L253 5L247 3H241L239 5H231ZM36 12L33 15V12ZM38 57L33 54V58L29 60L28 56L24 57V61L27 63H32L35 65L37 63ZM102 74L100 70L98 73H93L92 75ZM19 80V76L17 77ZM55 100L56 103L53 104L52 101ZM40 101L39 103H43ZM118 97H109L105 101V105L111 109V105L118 104ZM94 103L93 91L89 88V79H85L82 83H79L78 87L74 90V99L70 108H65L61 103V97L55 91L51 89L48 96V119L53 120V122H64L66 119H76L81 111H86L89 106ZM16 106L9 105V108H14ZM19 115V113H16ZM91 121V116L88 118V123ZM13 123H16L15 119ZM82 126L85 127V131L88 130L87 125L81 122ZM19 131L23 133V127L20 126ZM242 135L248 137L249 139L259 138L261 143L264 144V106L261 108V120L260 125L257 127L255 124H249L242 131ZM3 151L7 157L9 153L14 157H21L26 159V153L34 155L31 146L28 141L21 137L16 141H5V146L0 149ZM262 164H264V151H262ZM185 230L187 234L188 242H194L200 244L203 235L195 226L194 223L185 222ZM202 228V225L200 226ZM226 229H222L220 233L214 235L206 241L203 251L208 254L209 258L203 261H199L198 264H264V233L260 235L259 245H258V256L257 248L253 243L248 242L246 236H242L239 241L234 240L230 234H225ZM141 241L145 237L141 236L139 238ZM151 240V236H148ZM183 241V237L181 238ZM135 243V241H133ZM180 251L179 247H173L169 250L171 256L175 257L172 259H167L163 261H146L143 259H137L138 254L135 247L130 246V258L127 260L126 264H189L188 261L182 260L178 257ZM228 253L229 256H226ZM7 264V262H6ZM62 264H74L72 261L62 262ZM80 264H85L81 261ZM86 264H95V261L89 259Z\"/></svg>",
	"mask_w": 264,
	"mask_h": 264
}]
</instances>
